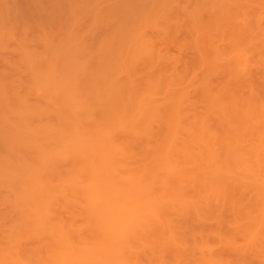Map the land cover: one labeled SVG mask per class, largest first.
Returning a JSON list of instances; mask_svg holds the SVG:
<instances>
[{
    "label": "rangeland",
    "instance_id": "1",
    "mask_svg": "<svg viewBox=\"0 0 264 264\" xmlns=\"http://www.w3.org/2000/svg\"><path fill=\"white\" fill-rule=\"evenodd\" d=\"M13 1L15 2V0H13ZM102 1H105V0H102ZM102 1H100V3ZM113 1L114 0H109V1L106 0V2H104V3H105V5L106 4L109 5V3L111 2V4H112ZM176 1H180L179 2L180 3L179 6L181 5L184 8H190V9H192L193 7H196V3H197L198 0H194V2H193V0H191L190 1L191 2L190 3L191 5L188 4V0H165L166 3H168L169 5H171L170 7L176 8V9H173L174 11L180 12V14L183 16L184 14L185 15L189 14V12L184 13L182 10L180 11V9H182V8L179 7V6H176ZM215 1H217V0H214L213 2L210 1V2L214 3ZM239 1H241L240 4H238ZM9 2L7 3V1H6L7 4H5V1L2 3V0H1L2 5H0V14H2L0 16H2V17H5L6 16L5 18L8 19L7 20L8 22H10L9 20H11V18H14V17L11 16L13 11L11 12V10L8 11L6 9L7 8H11L12 9V7L13 8L16 7V6L14 7V5L11 7L12 4H10V3H13V2H10V3ZM67 2H69V4L66 5L68 8H69L70 5L73 4L72 12L70 11V9L69 10H66L67 13H69V11L72 13L70 15V17H69V19H70L69 21L66 22L64 19H63L64 22H62L63 20H61V19H60L61 21H55L54 20L55 23L53 24V22H52L51 24H53V25H50L52 28L49 27L50 28L49 29L48 27L44 26V24L47 23V21H48L47 20L46 22H44V24L42 23L44 29L42 28L40 30H37L36 32H32L34 30L33 29V30H31L32 33L29 32V33H27L25 35H24L23 31L21 32L19 29L18 30H14V33L11 34L12 36L15 35L13 37V39H12V37L10 38V36L9 37L6 36L8 38H5V40H3L4 42L3 41H0L1 42V44H0L1 45V47H0V51L1 52L0 53H1V61H2V63L0 61V77H3V76L6 77L7 76L6 77V80H8V81H6V89H5V93H6V96L7 97H6V100L4 102L0 101V103H1L0 106H4V108L7 109V110L6 109H4V110L7 111L8 116H9V113H10L9 120L12 121L14 123V125L15 124H20L18 126H21L22 127V124H26V127H27V123H28L29 124L28 126L30 128H32V130H34L33 133L31 132V134L30 133L28 134V132L26 134L25 133L19 134V135H21L22 138L24 137L27 140H28V138H29V140L30 139H33V140H36L37 143L40 142L41 144L44 143V146H42L43 148L41 146H38L37 145L39 148L41 147V149L38 148V150H39L38 152H41L40 154L35 151V153H37L36 156H35L34 155L35 153L34 154L32 153L34 151L31 152L32 149H30L29 152L33 154L32 155L33 158L34 157L39 158V157H37L38 154L40 156H42V154H43V157H41V159L39 158V161H37L38 159L34 160L35 158L34 159H31L32 161L34 160L35 162L36 161L38 162V163L36 162V164L34 166H36L38 164L37 167H36V169L38 170L39 175L41 177H38V176H35V177H36L37 180H39L41 182L42 181H45V184H47L48 181H52L53 180L52 181V185H53L52 188H54L55 191H52L53 189L52 190H49V191H47L46 189H44V190H41L39 194H37L39 188L37 190H35V191H32L33 192V196H31V197H34L35 196V198H37V199H33V200L38 201L37 204L34 203V206L37 205V206H39V208L42 205L44 206L46 204V202L45 201H41L40 202V198H42V196L43 197L45 196L44 197L45 198L44 200H47L48 199V196H49V198H50L49 201L54 202L59 207V208H57L58 210H55V211H57L56 212V217L57 218H55L54 217L55 216L54 215L55 214L54 213V208H56V206L53 205L52 203H51L52 205L50 204L51 206L49 205V207L53 208L52 211L49 208L50 209L49 211L50 212H53V215L51 216V219H53V220L56 219L55 221L56 222L58 221V224L61 223V225H63L65 223L64 224L65 226L64 225L63 226L65 228H67V231L69 229L71 230V231L69 230L67 232L66 229H65V232H67V233H70L71 232L69 234L70 237L72 236L73 239L74 238L75 239L77 238V240H79L77 242L78 244L81 243L80 245H82V244H85L87 246L90 245L89 248L91 247L90 248L91 250H92V248L95 250L96 247H97V249L99 248V243L102 242V238H103L102 237L103 236V232H102L103 230H101L102 228L98 224V223H100V225H101V222L98 220V218H96L99 215L96 214L95 211L91 208L89 201H87V203H85L87 199L86 200L83 199V200H85V202H83L82 199L80 200L81 202L79 201L80 197H83V196H81L79 194H82V195L84 194V190H86V187H87L86 184L89 185L90 184V181H91V179H90L91 177H88L87 178V176H86L87 174H84V170H82L84 168L83 166L87 165L89 167V169L90 168L93 169L94 166L91 167V165H89L90 164L89 162H87V161L85 162V160L83 161L82 156L79 155V152H81V151L77 150V149H79V147H77V146H76L77 148H69V150L72 151V153H70V152L69 153L70 154H74V155L76 154V155L75 156L73 155L74 157L72 155H69L70 157H73L72 158V162H74V163H72L70 160L69 161L72 163V165H75V166H72L69 161H68V163L70 165L68 166V163L64 160L65 158H67V156L64 159L62 157H60L59 156V152L60 151H58L60 148L59 149H57V148L58 147H62L61 143L59 142V141H61L60 140L61 139L60 138L61 137L60 135L68 134V136L71 135V136L76 137L77 136L76 135L77 134L76 133L77 132V127L79 128V126L80 127H83V131H82L81 134H83V135L86 134L87 135L89 133V131L92 129L91 128V125L92 126L94 125L93 126V128H94L93 130L94 131L93 130L92 131L95 134L94 135H90L91 138L92 139H94V138L96 139V138H99V136H101L100 135L101 132L98 134L95 131L97 129L95 127V124H92V122L87 121V119L88 120L93 119V118H86L87 117L86 115H88L87 110H86V112H87L86 114L83 113V115H85V118H83V115L81 116L82 113H80V111H79L80 109H79L78 106L75 107L74 109L72 108L73 107V104H75V102L73 104H71L69 102L70 97H73L76 100L78 99V101L80 99H82V101L85 100V99L86 100L87 99L89 100V98H90V100L91 99H95L94 97H92V95H93L94 87H97L98 84H97V86L95 84L94 87H92L93 85L91 86V88H93V90H91V92H90V94H92L91 97H90L89 96L90 94L86 96L87 92H85V94H83L82 91H79L78 90L77 93H75L76 92L74 90L75 87L73 88V90L75 92L72 91V95H69V92H66L65 91L67 88L66 89L65 88L63 89L62 88V90L60 88V90L58 89V91H56V89L54 90V87H50L49 84H44V82H40V84H37L39 82V80H38L37 83L33 82V80L34 81L37 80L38 77L39 76H42V75H44V77L45 76L46 77L49 76L48 75L49 74L48 72H49L50 66L52 64L54 65L55 68L56 67L58 68V70H56V71L60 72V70L62 71V69L64 71V68L65 69L67 68L66 70H68V72L71 73V75L73 73L76 74L77 70H81V69L84 72L86 70V66L89 65V67H87V69L88 70L91 69L89 71H91L90 74H92V72H96V71H93V70H97V69H95V68H97V65H98V68L101 66V65L99 66V64H100L99 62H102V59H99L101 61H99L97 59L99 57L100 58L102 57L103 58V61H105L107 59L104 60V58H107L108 56H110V55H108L106 57V53L108 54V52H106V49L108 48V46H109L110 43L113 45V41H115V40L108 39V37L107 38L106 37H103L105 34H98L97 35V32H96V34H93L92 31H91L92 29H95V27L97 28L100 25L102 26L105 23V21H104L105 18L104 19H99V18H97L98 16H96V17L94 16V18H93V15L91 16V14H90V10L92 9L91 7H93V12H95L94 14L96 15V13H97V15H98V12L97 11L99 9L98 10L96 9L97 7L94 6V5H96L94 3H96V2L98 3L99 1H96V0H66V3ZM203 2L205 3V1H203ZM234 2H237V4H234V5H236V6L237 5L238 6L241 5V6L238 7L239 9L235 8L236 15L233 14L235 16L233 20H236V22L235 21H232L233 23L235 22V25L231 22L230 23L231 24L230 26H232L234 28L235 27H238L237 29H240L239 30L240 31V37L239 38L242 37V39H240V40L241 41L243 40V42L240 43L238 41L239 39L237 37L236 39H237L239 45L238 46L236 45L235 47H233V45L231 44V47L229 46L230 49H228V52H227V57H228V61H227V65L228 66L227 67L225 65L224 66L222 65V67H221L218 63L217 64L220 67L217 66L218 68H215L213 70H211L212 66H211V68L208 66V69H206V67L204 68V66L203 67L200 66L201 69L203 68L202 69L203 71L201 70L203 76H201V72L199 73L200 70H197V69H200L199 66L198 67H197V65L194 66L196 64V62H194L195 64H193V65H191V63L189 62V59L192 57V55H193V60L191 61V59H190L191 62H193L194 59H195V57H196V54L195 53H199V52L197 50V51H195L193 53V49L191 51V49L189 47L190 44H187V41L189 43H191L192 41H194L197 44V38H195L196 36L193 35L195 39L191 40L193 37L192 36L190 37L189 34L187 35L186 32H181L182 34H179V33L177 34V32L176 31H173V29H171V28H170L171 30H168V28H169L168 26L172 25L171 27H175V25L178 24V20H175V18H174L176 16L175 14L171 15L173 18L172 17L171 18L169 17V19L171 21L170 23H168L167 20H165V22H164L163 21L164 19H158V18H156V19L155 18H151V20H148L147 22L146 21L145 22H142L143 24H141V27L142 26H145L146 27L145 31L147 33L146 32L144 33V34H146V36H144L143 40L141 39V41H140V37H138V36H136V37L134 36L135 37L134 38L135 40H132L131 39V41H133L131 43L135 45V47L133 45L134 50H135V51H133V54H132L134 56L133 59H132L133 61L130 60L131 58L130 59L128 58L129 61L126 60L127 58L126 59L123 58L122 61L123 60H125L123 62L128 61V63L130 65H126V64L124 65L123 62H122V64L120 62V64L123 65L124 67L125 66L126 67L129 66L128 69L125 68L126 69L125 72H127V70H128L127 73H129V74L127 75V73H126L127 76L125 74L122 75V76L121 75L120 76L118 75L119 76L118 78L119 79L121 78L120 80L122 82L123 81L125 82V81H129V79H131L134 76L133 78H134L135 82L137 83V86L134 84L133 80H132V84H134V86H136L137 91H134L135 89H132V90H133L134 93L137 92L136 93V98L138 97V99H141V100L143 99L144 100L145 98L142 97V95L143 96L144 95L146 96V94H149V93H151V94H149V96L148 95L146 96L147 102H148V99L149 98L151 100H152V98L153 99H156L157 101H166L167 99H171V98L174 99L173 98V95L177 94L175 96V98H176L179 93H181V92L184 93L183 90H185L186 87L189 86L186 89V90L189 89L187 91L188 93H190V94L187 93L189 96H185L184 95L185 98L189 97V100L187 98L186 101H189V103L188 102L187 103L190 105V106L188 104H187L188 106L186 105V109L188 110V113H187L188 117L186 118L187 120L184 119L181 122L178 121V123L180 122L182 124L181 125L179 123L180 126H178V127L180 129L178 127H176L177 121L175 119V116H173L174 117L173 120L171 119L172 121H170V119H169L170 122L167 121V120H164V121L162 120L163 122H161V119H159L160 121L158 120L159 122H157V121L154 120V122L151 123V121H150L149 127L152 128L151 130H153L152 132H154L153 134H154L156 140H154L153 135H152V137H150L148 139H150V140L153 139L154 142H159V141L161 142L162 140H165L164 142L167 141L166 144L167 145H170L171 147H172V145H174V147H175V145H177V144H180L181 146L183 144V146L185 148L183 146H182L183 148L182 147L179 148L180 146L178 147V145H177L178 148H175V150H174L173 149L174 147L171 148L169 146L170 149L168 148V151H164V152H169L170 153L171 150L172 151L174 150V152H171L173 156H169V157H171L173 159V162L174 163H172V161H171V163H172V165L175 164L173 166L176 167V168H177V165H178V163H176V162H180L179 160H181V162L184 163L185 162L184 158H186V160H187V156L189 158H193V156L195 155L196 157L194 156L195 159H192V160H190L188 158V161L189 162L186 161V163H188V164L190 163L189 165L188 164L187 165L186 164L183 165L180 162L181 164L179 163V165H178L179 168L177 169V171L175 170L176 172H178V171H180V172L182 171L183 172V171L186 170L185 172L187 174H189V176L187 174H186V176H184V177H186L185 178L186 180L183 179L184 182H185L184 184L182 183L183 180L180 183V180L183 177L178 178L177 177L178 175L175 174V175H173V176H175L174 177L175 180H177V181H175L174 178L171 179L170 177H167V176H171V175H168L169 174L168 170L166 172L167 167H165V166L162 167L161 166L162 167L161 168L162 170H160V167H159V169L157 170L158 173H160V174L163 173L162 176H161V180H164L165 179L164 176L167 175L166 177H167L168 180L165 179L164 182L166 180L169 181L170 179L172 181H175L176 182V184H172V181H170V184L167 183V186H168V189L167 190H170L169 191L170 193L168 192L170 194L169 196H171L174 199L173 200V202H174V207L173 208H178V207H176V202L178 201L177 203L179 205V202H181V199H182V201L184 199V201L187 202V203L186 202H183L187 206L184 205V204H182V203H180L182 207L179 206L181 208H179L178 211L175 209L176 210V213H172L173 212L172 210L166 209L164 211L163 215H161L160 218H155L154 217L155 220L157 219L158 222L152 220V219H154L152 217V215H150L152 217V219H151V217L150 218L147 217L149 215L145 214V215H147L146 217H144L146 219L145 221H147V224H148V222L152 221L151 222V225H150V223H149L148 226H146L147 224L144 225V226L141 224L143 226V229H142V227L140 225L139 227H137L135 230L132 231V232H134V234H137L135 232H138V235L136 236V239L134 238L135 235L133 237H131V238H134V239H132V242L129 243L131 245L128 246V243H127L130 240L129 241H126V244L127 245L126 244H124V245H126L128 247L125 246L126 247L125 248L124 245L122 246V247L125 248V250H124V248L123 249L120 248L122 250V253L124 254V257L122 256L123 255L122 253H121L122 255H119L120 253L118 254L119 263H121V262L125 263L126 262L127 264H195V263L196 264H203V263L208 264L209 259H211L209 261V263H212L213 262L212 264H221V262H222V264H264V250H263L264 249V246H263L264 245V237H263L264 236V233H263L264 232L263 231L264 230V227H262L261 225H257V223H262V222H260V221H262L261 220L262 219L261 218L262 216L260 214L261 213V210H259V208L261 209L260 204H258L259 203V199L255 195L256 193L253 192L254 188H252V186L254 184H251L250 183L251 184V187H248L245 184L247 186V188H245V186H243L244 183H246V182L243 183V182L240 181V180H242V179H240V177L242 176V174L240 173L241 174L240 175L239 172H238V170H240V169L235 168L236 166H235L234 159H233L234 158L233 156H236L237 160H240V161H241V159H238L239 157H242L243 159H245V158L248 159L247 158L248 154H250V152H252L251 153L252 154L251 155V158H252V161H253V157H256V155H258L259 152H260V156L258 155L257 157H261L260 159H262V161L261 160L260 161L262 162V164H264L263 163V161H264V159H263L264 158V154H263V157H262L261 156L262 153H261V151H259V150H261L263 148V145H264V143L261 144L262 142H264V138H263L264 137L263 136L264 135V125H263L264 122L262 124V121H264V95H263L264 94V88H263L264 87V78H261V77L264 76V0H224L223 4L226 7H230ZM193 3H195V4H193ZM199 3L200 2H198L197 4H199ZM241 3H244V4L242 5ZM185 4H188V6L185 5ZM15 5H16V3H15ZM189 6H191L192 8L189 7ZM241 7H243L244 9L242 10ZM102 8L103 7L101 6V9ZM233 9L234 8L231 9L232 11L230 10L231 11L230 14L233 12ZM14 11H16V10H14ZM14 13L15 12H13V14ZM91 13H92V11H91ZM227 13H229V12H227ZM69 14L67 16H69ZM237 14H238V16H237ZM14 15H16V14H14ZM224 15H223V17L225 18L226 16H224ZM2 17H0L1 18V22H2ZM62 17L63 16H61L59 18H62ZM65 17H66V15H65ZM180 17H179V19H180L179 20V24L181 25V23L183 21V18L182 17L180 18ZM55 19H57V18H55ZM181 19H182V21H181ZM184 19H185V22H183L184 23V26L187 25V28H188L190 22L193 21V20L189 18L190 19V22H189V19L187 18V16H185ZM50 20L53 21V19H50ZM7 21H4V22L5 23H8ZM226 21H227V18H225V22ZM186 22H188V23H186ZM36 24H34V27H35ZM0 25H1V23H0ZM163 26L165 27V30L168 27L167 30H166L167 31V34H170L171 36H177L178 35L177 37H175L173 39H170L171 37L168 39L167 36H164L166 38L165 40H168L170 43L169 42L166 43L167 41L165 42V40H163V39H161L159 37V36H162V34L164 33V27ZM181 26H183V25H181ZM41 27H42V25H41ZM181 28H182L183 31H185L187 29L186 27H184V28L181 27ZM37 29H38V26H37ZM99 29H102V28H99ZM230 29L232 30L233 28L230 27ZM227 30H229V29H227ZM231 30L228 31V33L232 32ZM101 31H103V30H101ZM169 31H172V33L174 32V34L172 35V33H170ZM22 33H23V35H22ZM99 33H101V32H99ZM183 33H184V35H183ZM235 34H236L235 32H234V35L231 33L230 34V37L232 35L235 36ZM147 35H148V37H147ZM163 35H166V33H164ZM227 35H229V34H227ZM141 36L143 37V35H141ZM178 37H179V40L180 41L178 40ZM149 38L152 40V42L155 41L154 47L153 48L151 47L152 50H153V51L151 50L152 54H153L154 50L157 51L158 49H160V50H162L163 53L166 52V54H167V56H168V58L170 60V63L172 61L175 62L174 58H176L178 60L181 57H183V58H185L188 61L186 64L187 65L188 64L191 65L192 68L194 67L193 68L194 70L191 67H189L190 68L189 70L187 69V71H184V69L187 66L186 67L185 66L183 67L184 64L183 63H179V66L178 67L176 66V69L178 70V74L179 75L169 76L170 75L169 73H171V71L173 70V68L171 69V66H172V64H175V63L172 62L170 64L168 60H166V61L163 60L164 61L163 63L165 64L164 67L167 65L166 68H168L167 69L168 71L166 70V72H165V70H163L164 68L163 69H160L161 66H159L158 64L153 63L155 65V68H157L156 65L158 66L157 69H154V67H152L154 69V71H155L154 72L153 69H150L151 66L150 67L147 66V65H151V62L149 60H150V58L153 57V56L152 57L150 56V53H151L150 52V49H149L150 47L148 48V44H150L151 42L146 41L147 39L150 40ZM227 38H229V36H227ZM127 39H125V41ZM107 40H110L111 42L109 43ZM252 40H253V42H252ZM160 41L163 42L166 46H163L164 44L163 43L161 44ZM173 41L178 46H180V45L182 46L183 45L180 42L187 44L188 46L185 45V48L187 50L184 48V53H183V51H180L179 50L180 47H175L173 45L174 44ZM257 41L260 42V43H257ZM5 42H7V43L5 44ZM116 42H119V41L117 40ZM234 42H236V41H234ZM2 43H3V46H2ZM153 44H154V42H153ZM153 44H151V45H153ZM234 44H236V43H234ZM195 47H196V45H195ZM104 48H105V50H104ZM112 48H114V46H112ZM191 48H192V46H191ZM145 51H146V53H145ZM148 52H149V54H148ZM102 53H104V54H102ZM159 53H161V52H159ZM159 53H158V55H159ZM163 53H162V55H163ZM185 53H187V54H185ZM188 53H189V55H188ZM7 54H8V56H7ZM194 55H195V57H194ZM148 57H149V59H148ZM177 57H179V58H177ZM5 58H6L7 61H5ZM157 58H159V60H160L161 57H157ZM154 59H156V58H154ZM143 60L146 61V62L144 61L145 63H147V61H148V63H150V64H145L143 62ZM157 60H155V61H157ZM108 61L109 60L105 61L103 63L104 65L101 63L103 67L105 66L104 68L102 67L103 71H102L101 67L99 68V69H101L100 70L101 75L104 74L103 75V78H101V83H103L102 89L103 88L105 89V87H104L105 86L104 84L106 83L105 81H107V84H108V81L109 80H107V79L109 77L112 76L114 78V76L117 73L120 74L121 73L120 71H123L121 69L122 68L121 66H120L121 68L116 69V68L119 67L118 65H120V64L117 63L116 64L117 67L114 68L115 66H114L113 63H115V62L113 61V63L109 66L108 63L112 62L111 58H110V61L109 62ZM151 61H154V60L151 59ZM47 62H49V63H47ZM50 62H52V63H50ZM116 62H118V61H116ZM183 62H184V60H183ZM47 64H49V65H47ZM181 64H183V65H181ZM84 65H86L85 66V69H84ZM47 67H49V68H47ZM235 67H237V68H235ZM113 68L116 69V71H118V72H115V70ZM110 69H113L114 71L111 70L112 71L111 72ZM88 70H86L84 73L85 74H89V71ZM207 70H210V71H208L209 73L210 72H213V73L215 72L217 74L216 75L214 73L215 76H212L211 75V78L214 79L213 82L214 81H217V79L219 78V76L221 74H224L225 70H226V73H227V71H231L230 73L228 72L229 74H225L224 75L225 77L223 75H221L222 76L221 78H223L227 82H224L221 78H219L217 82L218 83L220 82L219 84H221V82H222V83H224V85L227 84V86H229V82H230V87H231V85H233V87L235 86V91H236L235 94L234 95H230L231 93L229 92V94L224 93L222 97H219L218 96V94H219L218 87H216L219 84H217V82L216 83L214 82L215 84H217L214 87V89H216V91L213 89L214 90L213 92L210 90L211 92L205 93V90L203 88H201V86H202V83L204 85L205 78H207L210 75V74H208L206 72ZM243 70H248V71H246L247 72L246 75H248V76L242 75L243 73H245V71H243ZM56 71L54 70V73L53 74L57 73ZM174 71H175V69H174ZM81 72L82 71H78L77 72L78 75L84 74L83 72L82 73ZM125 72L123 71V73H125ZM150 72H151V75L153 77H151L150 75H148V74H150ZM160 72H162V74L159 76ZM249 72H251L253 74L252 75L253 78H252V80H250L251 83L254 85L253 86V89L254 90L253 89L252 90H253V92L256 90L255 92H257V93L254 92V93L251 94L250 91H252V90L249 91L247 89V87H246V85H247L246 83L249 82L246 79H249V77L251 76V73H249ZM123 73H121V74H123ZM75 74H73V75H75ZM94 74L96 75L97 73H94ZM172 74H177V72L176 71L174 73L172 72ZM197 74L200 75V76L198 77ZM56 75H58V73ZM56 75H53L52 77L55 78ZM101 75L99 74L98 76H101ZM107 75H109V76L106 79V76ZM165 75H166V77H165ZM59 76H57V78H59ZM87 76H89V75H87ZM239 76L241 77V79H240ZM74 77H76V76H74ZM129 77H131V78H129ZM150 77H151V80H150ZM159 77H161V78H159ZM202 77H204L203 78V81L201 80ZM246 77H248V78H246ZM71 78H73V76ZM115 78H117V77H115ZM45 79L46 78H44V80ZM47 79H48V77H47ZM91 79H90V82L94 81V78L92 80ZM95 79L97 80V79H99V77L98 78L96 77ZM104 79H105V81H104ZM114 79H112L111 81H114ZM238 79H240V80H238ZM244 79L246 81H244ZM50 80L52 81L53 79H50ZM59 80H61V79L59 78ZM48 81H49V79H48ZM55 81L56 80H54L53 82L55 83ZM61 81H63V80H61ZM98 81L100 82V80H97L96 82H98ZM151 81L153 83V86L155 85L154 88L151 85H149V84H152ZM174 81L176 82L177 86H176V84L173 85L175 83ZM237 81L240 82V84ZM32 83H35V84H32ZM59 83H61V82H58V84ZM170 83H172V85L168 86ZM208 83H209V81L207 82V84ZM237 83L239 84V88L237 87ZM35 85L37 86V88H36ZM41 85H43V86L40 87ZM157 85H159V89L160 90H158V86ZM44 86L47 87V89L44 88ZM100 86H102V85L99 83L98 88ZM134 86H133V88H134ZM150 86H151V89H150ZM225 86H223V87H225ZM227 86H226V89L228 88ZM106 87L109 89L108 86H106ZM130 87H131V85H130ZM160 87H162V88H160ZM209 87L211 88V85ZM98 88L97 89L95 88L96 90H94V92L97 91L98 93L102 94V92H99L98 90L104 91V89L102 90L101 87H100V89H98ZM152 88L153 89H156V90L154 91ZM248 88L251 89L249 86H248ZM108 89H106L107 90L106 91L107 94L110 93V92L108 93V91H109ZM222 89L224 90V88H222ZM87 90H90V88H87ZM161 90H162V92L164 91L163 93L166 95V97H164V94H161ZM167 90H169V91L167 92ZM229 90H231V89H229ZM171 91H174V93L173 92L170 93ZM208 91H209V89H208ZM232 91H234V89ZM239 91H240V93H239ZM97 92H96V94H97ZM127 92H126V96L125 97H126V99H129L130 94L128 95ZM206 92H207V90H206ZM215 92L217 93V95H216L217 98H219L218 101H217L216 97L215 98L212 97L213 94H215ZM103 93H104V95L106 94L105 91ZM134 93H132V94H134ZM122 94L125 95L124 93H122ZM185 94H186V92H185ZM123 95H120V96H123ZM179 95L181 96V94H179ZM209 95L210 96L212 95V96L210 97ZM139 96H140V98H139ZM150 96H152V97H150ZM180 96H178V97H180ZM253 96H254V98H253ZM76 97H78V98H76ZM87 97H89V98H87ZM169 97H171V98H169ZM208 97H210V98H208ZM213 98H214V100H213ZM150 99H149V101H150ZM258 99L260 100L259 102H261V103H259L257 101ZM82 101L80 100V102H81L80 104L77 103L81 107V109L83 108L82 104L85 105L84 102H86V101H83V102ZM92 101H90V102L88 101L89 103H86V104L89 105L87 107H90L91 105H92L91 106L92 108L95 107L93 105L95 102H92ZM95 104H96V107H97V103H95ZM135 107L137 108V106H135ZM188 107H189V109H188ZM138 109H139V105H138ZM144 109H145V107H144ZM144 109H143V112H144ZM241 109L242 110H245V111L242 112ZM9 110H11V112H8ZM14 110L16 111V114H15L16 116L15 117L14 116H11L12 115V112H13V114L15 113ZM139 110L131 109L130 108L128 110V117L126 115V118L122 117V116H125V115H122L121 116V114H120V116L118 114V117L115 116L118 120H114V118H113L114 116L113 117H110V118H107V119H111V121L112 120L115 121V122L112 121L113 122V126H114L113 129H115V128L117 129L116 126H118V128H121V126L124 125L122 127L123 131H121V132L119 131L120 134L117 133L118 136L116 134H115L116 137L113 135L115 137V141L117 139V142H118L117 145L118 144H120V145L122 144V146H120V148L122 147V149L124 150L125 147L127 145H129L127 142H131L132 143V141H130V136L133 138L132 139L133 140V143H132L133 145L132 146L129 145V147H126L127 150L129 149L130 151H132L135 154V155L133 153H132L133 155L132 154H129V155L134 156L132 159H129V161H132V163H131L133 165V168L132 169H135V168L137 169V166H138L137 164H139V163H140L139 166L142 165V167H144L143 164L145 163L146 166L149 168V167H151V166L154 165V164H152L150 162H152V161L153 162H156L153 159V157L149 156V153L150 152H149V150H147V148H148V149H150L151 152H152V150L154 152V150L156 148L154 149L153 147L156 146V143L152 142L154 144H150L151 141L148 140L149 143L147 141H145V140H147V136L145 137V139H144V136L143 137H140V136H142V132H141V135H139L140 133L138 132L137 138H135V137L132 136L133 135L132 132L131 133H128V132H130V130L133 131L132 129L135 128L134 126L139 127V129H141L143 127V130L144 129H147L148 128L147 127V124L149 122V119L148 118H150V120H151V117L150 116L153 115L152 117H154V114H153L154 112H150V111H152V109L150 111L148 109H147L148 111L145 109L148 112V113L147 112H145V113L148 114V115L143 114L142 117L147 118V121L145 122V120H146L145 118H143V121H142V119H141L142 117L139 118L140 119L139 120L138 119V116L139 115L141 116V114H139V112H140ZM76 111H79V113H80V114H78V112H77V114L80 115V117L79 116L78 117L79 118H82V121H81L82 124L80 123V120L77 117V115H75L76 114ZM23 112L25 113V114H22L24 116H22L20 114V113H23ZM74 112H75V114H74ZM83 112H85V111H83ZM244 112L245 113L247 112L245 117L243 116V115H245ZM39 113H43V114H40V116L42 115L41 118H39L40 117L39 116ZM149 113L150 114L152 113V114L150 115ZM46 114H48V115H46ZM59 114H60V117H59L60 120L57 117V115L59 116ZM247 114L248 115H251V116H248ZM19 115H20V117H19ZM97 115H99V113H97ZM235 115H237L238 117L235 116ZM261 115H263V116L261 117ZM95 116H96V114H95ZM99 117H100V115H99ZM99 117H97V119ZM233 117L234 118L236 117L237 119L235 120ZM259 117H260V119H262V121L259 120ZM125 119L127 121H130V120L133 119V122L137 123L138 125H136V124L133 125V127H134L133 128V127H131V124L130 123H126L127 121ZM174 119H175L176 122L174 121ZM228 119H231L230 121L233 122V123H230V121ZM248 119L251 120V121H249ZM2 121H3L2 118H0V128L3 126V122ZM10 121H8V122H10ZM111 121H109L108 125L110 123H112ZM242 121H243V124H242ZM259 121L261 122V124L257 125ZM43 122L46 125H49V123H51L50 125L51 126L53 125L55 127V129H57L58 132L57 133L52 132L53 134L50 133L48 131L49 130L48 127H51V126L49 125L47 127V130H46L45 127H44L45 125L42 124ZM101 122H102V120H101ZM106 122H107V120H106ZM143 122L145 123V125H144ZM93 123H94V120H93ZM104 124H106V123H104ZM128 124H130L131 129H129L130 127H128ZM230 124H231V126L233 125V127H231ZM234 124H235V126L236 125L238 126V124H239V126L237 127L238 129L235 128ZM103 126H105V127H103ZM103 126H102V128H104V129L110 128V126L112 128V124H110L109 127L107 125H103ZM242 126H243V128H244V126L246 128L243 129ZM21 127H19V128H21ZM54 127H53V129H54ZM239 127L241 128V131H239V132H234L232 130V128H234V130L237 129L235 131H238V130H240ZM89 128H91V129H89ZM27 129H29V128H27ZM122 129H120V130H122ZM137 129L138 128H136L135 130H137ZM178 129H179V131H178ZM188 129H189V131L192 134H195V133L197 134V136L193 135V138L197 137V139L195 138V141L196 142L191 137L192 136L191 134H190L191 135L190 137L192 138L191 140H193V141L189 140L190 139L189 136H186L185 137L186 134L189 135V133H187ZM118 130L119 129H117L116 131L118 132ZM125 130H127L128 132L125 131ZM143 130H141V131H143ZM229 130H230V132H228ZM16 131H18V130H16V129L14 130L13 129V132L14 133ZM109 131H111V130H109ZM176 131H178L177 134L180 133V136L178 134V137H177V134H176V136H175L176 137V140L174 138V141H176L177 144H175V142L174 143L172 142L173 141V138L171 139V136H174L173 133H175ZM231 131H233L234 133H232V136L231 137H228V136H230ZM248 131L249 132L252 131V133L249 134ZM207 132H209V134ZM258 132H260V134ZM261 132H262L263 135L261 134ZM143 133H145V132H143ZM81 134H80L79 137H81ZM181 134H183V135H181ZM233 134H235V135H233ZM86 135H84V136H86ZM88 135L86 137H88ZM102 135H103V133H102ZM169 135H170V137H168ZM214 135L215 136H218V137H215ZM238 135H240V136L242 135V138H244V139H242L241 137L239 138ZM68 136L65 135V139L62 138V139H64L63 140L64 141L63 144H65L66 146L73 147L74 145H77V144L79 145V142H85L86 141V137H83V138L81 137L80 139H78L79 140L78 142L75 141V142H77V144L76 143L75 144H71V142L73 143V141L68 142L67 141L68 140L67 139ZM181 136L183 137V139L185 138L184 140L187 141L188 143L191 141L190 146H187V142L185 143L186 146L184 145V141L182 140ZM213 136L215 137L214 139H213ZM234 136H235L236 140L234 139ZM237 136H238V138H237ZM35 137H37V138H35ZM58 137H59V140H57ZM102 137H104V136H102ZM166 137H167V139H166ZM179 137L181 138L182 141L179 139ZM252 137H254V138H252ZM260 137L263 140H261ZM91 138L88 137V139H91ZM109 138L112 139V137H109ZM69 139H72V138H69ZM88 139H87V141H88ZM95 139H94V141H95ZM99 139L100 140H104L105 138H101L100 137ZM99 139H97L98 141L97 140L96 141L99 142ZM134 139L136 141H134ZM168 139L170 140V142H168ZM33 140H31L29 142L31 143V142H33ZM207 140H209L210 142L207 141ZM226 140L227 141L228 140H233V141H228V143H227ZM256 140H258V141L256 142ZM107 141H108V139H106V141H105L106 143H102V145L103 144H106L107 145V143L109 142V141L108 142ZM115 141L113 139V143ZM179 141L182 142V144ZM203 141L205 142V144L207 143L208 145H211L210 146L211 147L210 149H213V147L215 149H218L219 147L222 146L221 144H223L225 142L226 143L223 144L224 145L223 148H227V149L229 148L230 152H231V149L233 147H236V150H234V148H233V150L235 151V154L232 157H230L231 155H229V153H227L230 158L229 157L228 158L226 157L227 160L228 159H231V158L233 159V163H234V166L235 167L233 165L231 167V165H230V161L232 159L230 161L228 160L229 161L228 164H229L230 167L228 165H225V168H224V165H222L223 163L220 164L221 166H219V164H218V166L215 167V171L213 170L214 169L213 166H209V165L206 166V164L200 162L202 159L205 158V156L207 155L206 152L208 151L207 150L208 148L205 147V144L203 143ZM97 142L94 143V144H92V145L95 147V145L98 144ZM239 142H241V144L243 143L242 145H244V146H240L241 144L240 145H237V143H239ZM34 143H35V141H34ZM91 143H93V141ZM134 143H135V145H134ZM230 143H232V145ZM258 143L261 144L262 147ZM89 144H90V142H89ZM123 144L126 145V146L124 145V148H123ZM149 144L152 146L153 149L151 148V146ZM202 144L204 145V148L207 151L203 148V145ZM228 144L230 146H232V147L231 148H230V146L227 147ZM247 144H250V145H247ZM100 145H101V143H100ZM100 145L98 147H100ZM208 145H207V147H209ZM255 145H258V146L255 147ZM31 146H34V145H32V143H31ZM146 146H147V148H146ZM157 146L160 147V144H158ZM248 146H249V148H248ZM88 147H90V145ZM161 147L164 148L163 144H162ZM189 147H192L193 150H195V152L191 151V154L190 153H187L188 150L186 151V148L187 149H191ZM251 147H252L253 150L251 149ZM259 147H261V148L259 149ZM32 148H35V146L32 147ZM144 148H146V150ZM245 148H246V150H245ZM2 149L0 148V150H2ZM62 149H63L64 152H66L65 149L67 150V147H64ZM126 149L123 152H126ZM177 149H178L179 152H177ZM202 149H204V150H202ZM221 149L222 148H219L218 151H220V152L226 151L227 152V150L222 149V151H221ZM5 150L6 149L0 151L1 156L4 155V154H5L4 156H7V154L10 152V151H8V152L6 151L5 152ZM33 150H36V148L33 149ZM128 151H127V153L124 154L125 156H129L127 154L128 153H131V152H128ZM143 151H146L145 155H141V154H143ZM175 151L178 154L175 153ZM239 151L241 153L238 154ZM197 152H199V154H200L199 155V160H198V156H197L198 154H194V153H197ZM226 152H225V155H226ZM255 152H256V154H255ZM136 153H138V154H136ZM147 153H148V155H147ZM171 153H170V155H171ZM231 153H234V152H231ZM263 153H264V150H263ZM11 154H10L11 155V158H9V160H12V158H15L16 157L15 154H13V153H11ZM188 154H190V155H188ZM237 154H238L239 157H237ZM10 155H9V157H10ZM78 155H79V157H78ZM151 155H152V153H151ZM176 155H177V157L180 156V155L181 156L182 155L183 156L185 155V156L184 157H181L180 156L179 157V160H177V157L175 158ZM140 156H141V158H140ZM136 157H138L139 159H136ZM248 157H250V156H248ZM257 157H256V159H257ZM30 158H32V157H30ZM30 158L28 160H30ZM236 158H235V160H236ZM251 158L248 159L247 161H251ZM144 159H147L148 162L146 160H144ZM256 159H254V161ZM143 160L146 161V162H144V163L141 164V162H143ZM227 160L225 159V164L227 163ZM30 161H27V162H30ZM124 161H127V164L129 162L128 160H125V159H124ZM157 161H159V160H157ZM160 161H162V160L160 159ZM247 161H244V162H247ZM31 162H30V164H31ZM39 162L41 163L40 165H39ZM167 162H168V167H169V165H171L169 163V159H168ZM195 162H197V163H195ZM199 162H200L201 165L199 164ZM23 163H22V165H23ZM79 163H81V165ZM233 163H231V164H233ZM252 163H253V165L249 164V165L252 166L251 169H253L255 167V165L257 164V163L254 164V162H252ZM17 164L18 163H16L15 164V167H13L14 168L13 170L11 169L10 171H8L9 173H12L14 176L18 172V173H20V175L23 174L22 178L25 179V176H27V175L29 176L30 175L29 173H31L33 171L31 169L32 171L29 172L30 170L25 168V164L26 163H24V166L22 168H25V169H23V171L25 170L24 172H27L29 170L28 171L29 173H24L23 171L21 173V166L22 165H21V163H19V166ZM33 164H34V162H33ZM33 164H32V166H33ZM131 164L129 162L128 165H131ZM159 164H161V162ZM16 165H17V167H16ZM27 165H28V163H27ZM76 166L77 167L79 166L78 167L79 170L82 168L81 169L82 172H83V173H81L82 175L79 173V171L76 172L78 170ZM99 166H100V164H99ZM99 166H97V167L99 168ZM199 166L201 168H199ZM247 166H248V164H247ZM18 167H19L20 171H17L18 170L17 169ZM27 167H29V166H27ZM74 167H75V170L77 169L76 171L73 169ZM196 167H198V168H196ZM209 167H212V169L211 168L209 169ZM257 167H258V165H256V169H257ZM69 168L71 169V172L74 170L73 173L77 174V176L79 174L81 175V179L83 178V181L78 178L79 179V183L78 182L77 183L78 184H81L84 189H80L81 188V186H80V188H78V190H77V186L75 184H72L73 187H74V190L72 188L69 189V187H71V186H68L67 188H64V190H61V188L59 187V185H61L62 183L61 184H58V183H59L60 180H61L60 182H62V179H61L62 177L63 178H66V179H67V177H69V176H67V174L70 172V169ZM155 168L157 169L158 167H155ZM180 168H182V169H180ZM129 169H131V168H129ZM149 169H151V168H149ZM256 169H254L255 171L254 170L253 171L254 172H256V171L258 172V170H256ZM217 170H219L218 171V174H217ZM0 171L3 172L4 169H1ZM211 171L212 172L214 171V173H212ZM57 172H58V174H57ZM71 172L69 174H72ZM185 172H183V175L185 174ZM224 172H226V175L228 174L227 176L224 177L225 179L222 178L224 176ZM165 173H166V175H165ZM193 173H195V174H193ZM209 173H212V174H209ZM0 174H3V173H0ZM32 174L33 173H31V175ZM196 174H197V176H196ZM6 175L7 174H5L4 177ZM18 175L19 174H17V176ZM192 175H193V177H192ZM214 175H215V177H214ZM2 176L0 175V177H2ZM72 176H74V175H72ZM208 176H212V177L210 178ZM233 176H237V177H233ZM243 176L246 179V176L244 174H243ZM8 177H10V176H8ZM12 177L13 176H11V178ZM217 177H218V179H217ZM13 178H15L14 181H16L17 178L16 177H13ZM58 178H59V180H57ZM194 178H196L197 180L194 179ZM73 179H75V177ZM88 179H90V180H88ZM20 180H21V177H20ZM86 180L89 181V182L87 183ZM219 180H221V181L224 180V183H223V181L221 182ZM230 180H231V182H234V184L233 183L231 184V182H229ZM10 181L9 182H7V181L6 182L5 181H0V183L2 182V186H0V260L6 258V259H8L10 261L11 260L14 261V259H17L18 258V260L20 262L18 260H16V261H18V263H20V264H24V263H26V264H54V262L57 261L58 258H59V256H57L58 253L57 254L55 253L56 250L59 247L58 248L55 247L57 245H55L54 243H52V244L55 245L53 247L52 244H49V243H51L52 241L56 243L57 242L56 241V238H55V240H54V238L52 239L51 235L48 234V232H47V234H45L46 231L44 232L45 236H43V235H41V236H34V234H32V235L29 234V232L36 233V232H33V230H31V229H30L31 231H29V228L34 227V231H35V228H36V226L34 225L35 224L34 221H32L31 220V216H29V213L30 212L32 213V211L25 212V208L21 207L23 205L22 203H20V206H19V203H18L19 199L17 201L16 198H15V195H14V194H16V190H11V188H9L11 186L10 185ZM28 181H31L32 183L34 182L33 179H31V178H29ZM65 181L66 180H64V182ZM17 182H19V179H18ZM27 182H24V183L27 184ZM75 182H76V180H75ZM175 182H173V183H175ZM177 182H179L183 186L180 187L179 186V183H177ZM215 182H217V184ZM24 183L22 182V186H23ZM66 183L69 184L68 181ZM70 183H73V182H70ZM131 183H133V185H136L137 186V184H134V182H131ZM131 183L130 184H127L125 182L124 184L127 186V185H131ZM240 183H242V184H240ZM26 184H24V185L26 186ZM43 184H42V186H43ZM121 184H120L119 187H121L122 189H124V187H125V186H123L124 184L122 186H121ZM7 185H10V186H7ZM29 185H30V183H29ZM35 185H36V183H35ZM35 185L33 187L34 189H35ZM12 186L18 187L17 184L14 185V183H12ZM25 186H23V187H25ZM63 186L66 187L65 185L62 184V187ZM136 186L133 187V189L136 190ZM177 186H179V188H176ZM130 187H132V186H130ZM137 187L140 188L139 185ZM172 187H173V189H171ZM253 187H255V185ZM138 188H137L136 191L135 190H133V191L136 192V193L137 192L139 193L140 190L138 191ZM12 189H14V188L12 187ZM30 189H27L26 192H29ZM66 189L67 190H70V191H68L69 193L71 192V195L70 196H69V193L68 192H65ZM128 189H127V192L131 193L132 188H130L131 189L130 191H128ZM155 189H156L157 193L160 192V188H159L158 185H156ZM25 190L24 191L22 190V192H24L23 198L26 197L25 196ZM71 190H73V191H71ZM176 190H178V191H176ZM18 191L19 192L17 193L18 194L17 197L19 198V195H20V199H21L20 190H18ZM74 191H76V193L75 194H72V192H74ZM240 191L243 192V193H241ZM248 191H250V192H248ZM54 192H55V194H59L58 196H56L57 197L56 199H57V201L60 200L61 201V204H60V201H58V202L57 201H53L55 199V198H52V196L54 197V195H53ZM49 194L50 195L52 194V195L50 196ZM134 194L135 193H133V195ZM141 194H142L141 192H140V194H137L138 197H136V198L137 199L140 198L141 197ZM160 194L165 195V194H167V192H164L163 193L161 191ZM172 194H173L174 197L172 196ZM176 194H178V196H179V194L182 195L179 198L180 200H176V198H178V196ZM251 194L254 195V196H252ZM29 195H30V192H29ZM76 195L77 196L79 195L80 197L78 196L79 199L77 198V199H75V201H72L73 202V204H72V202L70 200H74L73 197L76 196ZM133 195L131 193V197ZM63 196H64V198L67 197L66 199H69L70 198L69 201L64 202L66 199L64 200L62 198ZM135 196H136V194H135ZM142 196L143 197L140 200H143L144 195L142 194ZM166 196H168V194ZM175 196H176V198H175ZM246 196L247 197L250 196V197L249 198H246ZM31 197L29 196V198H31ZM85 197L86 196L84 195V198ZM23 198H22V200H20V202L23 201V203H25L24 200H23ZM133 198H134V196H133ZM253 199H255V200L257 199L256 200L257 202L255 200L253 202ZM28 200H30L31 202H35V201L32 200V198L31 199H28ZM62 200H64V201H62ZM134 200H135V198H134ZM25 201L27 202L26 198H25ZM135 201H137V200H135ZM39 202L40 203H43V204L40 206ZM74 202H76V203H74ZM115 202H116V200L114 201V203ZM70 204H71V206H70ZM118 204H119V202H118ZM248 204H249L250 208L253 207V209H248L249 208ZM183 205L186 206V208H183ZM84 206H88V208L91 209L90 212L87 211L86 209H84L83 208ZM27 207H30V205L27 206ZM42 207H41V209H43ZM20 208H23V209H21L23 212L20 210ZM46 208H48V206H44V209L45 210H46ZM27 209L28 208H26V210ZM30 209L33 210V208H31V207H30ZM84 210H86L87 213H85ZM249 210L250 211L252 210V211L250 212ZM253 210H255V211H253ZM256 210L258 212H260V213H258ZM24 212L28 214L29 221H28V218H26V215L27 214H24ZM50 212H48V213H50ZM247 212H249V213H247ZM91 213H92V215L89 216ZM51 214L52 213H50L49 215H51ZM257 214H259V216ZM124 215H126V214L122 210L121 213H120V217H124ZM253 216H255V217H253ZM257 216L260 217V221H259V218ZM93 217L95 218V220H94ZM88 218H91V220H92L93 223L90 222V219H88ZM148 218H149V220H147ZM166 218L168 220H165ZM254 218H255V221H253ZM21 221H23L25 223V225L23 223H22L23 224L22 225L21 224ZM26 222L28 224L29 223L32 224V227H30L31 226L30 224H29V227H28L27 226L28 224ZM153 222H156V223L152 224ZM169 222L171 223L172 226H170V223ZM90 223H92L93 225L94 224H96V225L92 226V224H90ZM253 224H254V226H253ZM255 225L257 227L259 226L258 227L259 229H257V227ZM58 226L60 227V225H58ZM95 226L97 227V229L94 228ZM157 226H158V228H157ZM59 227L56 228V229L58 230ZM21 228H23L22 231H21ZM144 228H146V229L144 230ZM62 229H60V230L62 231ZM36 230L38 232L41 231V230H38V229H36ZM143 230H144V233H143ZM259 230H260V232H259ZM99 231H101V233H99ZM152 231L155 234H153ZM65 232H64V235L66 234L65 236H68V234L65 233ZM97 232H98V234H97ZM139 232L141 234H139ZM73 233H74V236H73ZM131 233L129 232L128 234H131ZM251 233L255 236L256 239L253 238L254 236ZM100 234H102V235H100ZM173 234H174V236L176 235L175 236L176 238L174 237V239H169V238H172L171 236ZM38 235H40V234H38ZM131 235H129V237ZM131 238H129V239H131ZM69 239H71V238H69ZM73 239H72L73 243L76 242ZM95 240L97 242L98 241H100V242L97 243ZM170 240H171V242H170ZM172 241L178 242L177 245H174V243ZM94 242H95V244H94ZM60 244L61 243H58V245L60 247H62V245H60ZM97 244H98V246H96ZM74 245H75V243H74ZM194 245H195V247H194ZM262 246H263V248H262ZM205 247H207V250H206ZM233 247H235V248H233ZM183 248H185V250H183ZM203 248L205 250H203ZM14 249L16 250V252H15ZM79 249H80V247H79ZM238 249H239V251H238ZM255 249L258 250V253H257V250H255ZM121 250H119V252ZM123 250H124V252H123ZM57 251H59V249ZM10 252H11V254H10ZM128 252H129V255H128ZM259 253H261L262 255L259 254ZM51 254H53L54 256H51ZM240 254H242L244 256L242 257V255H240ZM121 256L123 257L122 259H120ZM50 259H51V261H53V263H50L51 262ZM204 259H206V260H204ZM8 260H5V261H8ZM122 260H125V262L122 261ZM21 261H23V262H21ZM85 262H81L80 261V264L85 263ZM91 262L92 261H88L87 263L90 264ZM0 263H1V261H0ZM55 264H56V262H55ZM76 264H79V263H76ZM92 264H95V263L92 262Z\"/></svg>",
    "mask_w": 264,
    "mask_h": 264
},
{
    "label": "bare ground",
    "instance_id": "2",
    "mask_svg": "<svg viewBox=\"0 0 264 264\" xmlns=\"http://www.w3.org/2000/svg\"><path fill=\"white\" fill-rule=\"evenodd\" d=\"M5 1V4H7L9 1L10 2H13V3H10V4H12L11 5V7L14 5V7L15 8H13L12 7V9L11 8H7L6 10H8V11H10L11 10V12L13 11V12H15L14 14H16V15H14L13 14V12H12V15L11 16H13L14 18H11V20H9L10 22H8L7 20L8 19H6L5 17H2V16H0V17H2V22H1V18H0V23H1V25H0V41H3V40H5V38H8L9 36H10V38L12 37V39H13V37L15 36H12L11 34H13L14 33V30H20L21 32L23 31V33H24V35L25 34H27V33H32V32H36L37 30H40V29H44V27H43V24H44V22H46L47 20V25L46 24H44V26H46V27H50V28H52L50 25H53L55 22H54V20L55 21H61V20H65L66 22L67 21H69L70 19H69V17H70V15L72 14L71 12H72V8H73V4L72 5H70L69 6V8L66 6V5H68L69 4V2H67L66 3V0H15V2L13 1V0H2V3ZM6 1H7V3H6ZM96 1H99L98 3L96 2V3H94V4H96V5H94L95 7H97L96 9L98 10L97 12H98V15H97V13H96V15L94 14L95 12H93V7H91L90 9V14H91V16L93 15V18H94V16L96 17V16H98L97 18H99V19H104V21H105V23L100 27H95V29H92L91 31H92V33L93 34H96V32H97V35L98 34H105L103 37H108V39H113V40H115V41H113V45L110 43L111 41L110 40H107L110 44H109V46H108V48L106 49V52H108V54L106 53V57L108 56V55H110V56H108L107 58H104V60L105 59H107V60H109L110 61V58H111V60H112V62H110V63H108L109 64V66L113 63V61L115 62V63H113L114 64V68H116L117 67V63L118 64H120V62H121V64H122V62L123 61H125V60H123L122 61V59L123 58H127L126 60H128L129 61V59L130 60H132L133 59V51H135L134 50V47H135V45L134 44H132L131 42H133V41H131V39L132 40H135L134 38L136 37V36H138V37H140V41H141V39L143 40V38H144V36H146V34H144L146 31H145V29H146V27L145 26H142L141 27V24H143L142 22H147L148 20H151V18H158V19H164L163 21L165 22V20H167V22L168 23H170L171 21H170V19H169V17L171 18L172 16L171 15H173V14H175L176 16L174 17L175 18V20H178V24H179V17L181 16L182 18H183V21H182V19H181V21H182V23H181V25H183V26H181L180 24L178 25L177 23V25H175V27H171L172 25H170V26H168L167 28H168V30H171V29H173V31H176L177 32V34L179 33V34H182L181 32H186V34L188 35L189 34V36L191 37H193L191 40H193V39H195V38H197V44L194 42V41H192L191 43H189L188 41H187V44H190L189 45V47H190V49H191V51H192V49H193V53L195 52V51H197L198 50V52L199 53H195L196 54V57H195V55H194V57H195V59H194V61L193 62H191L192 60H193V55H192V57L190 58L191 59V61H190V59H189V62L191 63V65H193V64H195L194 62H196V64L194 65V66H196L197 65V67L199 66V68H200V66L201 67H203L204 66V68L206 67V69H208V66L211 68V66H212V68H211V70H213V69H215V68H218V67H222V65L224 66H228L227 65V61H228V57H227V52H228V49H230V47H231V44L233 45V47H235L236 45L238 46L239 44H238V41L241 43V42H243V40L241 41L240 39H242V37L241 38H239L240 37V29H237L238 27H232V26H230L231 24V22L232 21H235L236 22V20H233L234 19V15H236V13H235V8H237V9H239L238 7L239 6H241V5H234V4H237V2H234L230 7H226V6H224V4H223V2H224V0H217V1H215L214 3H212L214 0H210V1H212V2H210L209 0L207 1V0H198L197 1V3L198 2H200L199 4H197L196 3V7H191V6H189V7H191L192 9H190V8H184V7H182L181 5L179 6V2L180 1H176V6H179V7H181L182 9H180V11L182 10L184 13H186V12H189V14H187V15H181L180 14V12H176V11H174L173 9H176V8H174V7H170L171 5H169L168 3H166L165 2V0H114L113 2H112V4H111V2L109 3V5H105V3L104 2H106V0L105 1H102V0H96ZM100 1H102L101 3H100ZM107 1H109V0H107ZM191 0H188V4L189 5H191L190 2ZM203 1H205V3L203 2ZM178 2V3H177ZM193 2H194V0H193ZM240 2L241 1H239L238 2V4H240ZM0 3H1V0H0ZM2 3L0 4V5H2ZM15 3H16V5H15ZM65 5H64V4ZM103 3V4H102ZM71 4V3H70ZM101 4V5H100ZM183 4V3H182ZM188 4H185V5H187L188 6ZM193 4H195V3H193ZM192 4V5H193ZM242 5L244 4V3H241ZM98 5V6H97ZM105 5V6H104ZM8 6V5H7ZM101 6L103 7L102 9H101ZM175 6V7H176ZM195 6V5H194ZM4 7V6H3ZM244 7V6H243ZM243 7H241L242 8V10L244 9ZM228 8V9H227ZM232 8H234L233 9V12L230 14V12L232 11L231 9ZM5 9V8H4ZM70 9V11H69V13H67V11L66 10H69ZM236 9V10H237ZM14 10H16V11H14ZM231 10V11H230ZM91 11H92V13H91ZM226 11V12H225ZM241 11V10H240ZM10 12V13H11ZM103 12V13H102ZM225 12V13H224ZM227 12H229V13H227ZM6 13V12H5ZM238 13V12H237ZM69 14V16H67ZM104 14V15H103ZM225 14V15H224ZM230 14V15H229ZM234 14V15H233ZM0 15H2V14H0ZM65 15H66V17H65ZM223 15L224 16H226L225 18H227V21L225 22V18L223 17ZM232 15V16H231ZM61 16H63L62 18H59V17H61ZM102 16V17H101ZM185 16H187V18L189 19H192L193 21H191L190 22V19H189V22H190V24H189V27L187 28V25H185L184 26V23L183 22H185V19H184V17ZM229 18H228V17ZM237 16H238V14H237ZM236 16V17H237ZM101 17V18H100ZM180 17V18H181ZM232 17V18H231ZM240 17V16H239ZM4 18V19H3ZM55 18H57V19H55ZM66 18V19H65ZM173 18V17H172ZM14 19V20H13ZM50 19H53V21L52 20H50ZM61 19V20H60ZM232 19V20H231ZM236 19V18H235ZM64 20L62 21V22H64ZM238 20V19H237ZM4 21H7L8 23H5ZM12 21V22H11ZM39 22V23H38ZM41 22V23H40ZM53 22V24H51ZM107 22V23H106ZM177 22V21H176ZM235 22L233 23L234 25H235ZM37 23V24H36ZM43 23V24H42ZM50 23V24H49ZM186 23H188V22H186ZM185 23V24H186ZM34 24H36L37 26H38V29H37V26L35 25V27H34ZM106 24V25H105ZM165 24V23H164ZM163 24V25H164ZM167 24V23H166ZM41 25H42V27H41ZM105 25V26H104ZM229 25V26H228ZM147 26V25H146ZM165 26V25H164ZM163 26V27H164ZM238 26V25H237ZM181 27H186L187 29L185 30V31H183L182 30V28ZM230 27L231 28H233L232 30L230 29ZM49 28V29H50ZM99 28H102V29H99ZM167 28H166V30H167ZM171 28V29H170ZM175 28V29H174ZM241 28V27H240ZM34 29V30H33ZM36 29V30H35ZM98 29V30H97ZM181 29V30H180ZM227 29H229V30H227ZM236 29V30H235ZM31 30H33L32 32H31ZM101 30H103V31H101ZM165 30V27H164V33H166V35H163L162 34V36H159L161 39H163V40H165L166 38L164 37V36H167L168 37V39L170 38V39H173V38H175V37H177V36H171L170 34H167V31ZM232 31V32H230V33H228V31ZM94 31V32H93ZM179 31V32H178ZM39 32V31H38ZM41 32V31H40ZM99 32H101V33H99ZM170 33H172V31H169ZM189 32V33H188ZM193 34H192V33ZM234 32L236 33L235 34V36H233L234 35ZM239 32V33H238ZM23 33H22V35H23ZM45 33V32H44ZM147 33V32H146ZM233 34L231 37H230V34ZM242 33V32H241ZM21 34V33H20ZM174 34V32L172 33V35ZM227 34H229V35H227ZM239 36H238V35ZM140 35V36H139ZM141 35H143V37L141 36ZM183 35H184V33H183ZM193 35H195L196 37L194 38V36ZM6 36H8V37H6ZM30 36V35H29ZM135 36V37H134ZM227 36H229V38H227ZM133 37V38H132ZM142 37V38H141ZM147 37H148V35H147ZM185 37V36H184ZM238 37V41H237V38ZM129 40H128V39ZM146 38V37H145ZM159 38V39H160ZM234 38V39H233ZM15 39V38H14ZM125 39H127L126 41H125ZM138 39V38H137ZM150 39V38H149ZM233 39V40H232ZM244 39V38H243ZM119 41V42H116V41ZM178 40H179V37H178ZM229 40V41H228ZM123 41V42H122ZM145 41V40H144ZM146 41H149V42H151L150 44H148V48L150 49V52H151V50H152V48L154 47V45H155V41H153L154 42V44H153V42H152V40L150 39V40H146ZM162 41V40H161ZM160 41V42H161ZM167 41V42H166ZM180 41V40H179ZM196 41V40H195ZM234 41H236V42H234ZM4 42V41H3ZM115 42V43H114ZM126 42V43H125ZM135 42V41H134ZM165 42L166 43H168L169 41L168 40H165ZM252 42H253V40H252ZM255 42V41H254ZM7 42H5V44H6ZM163 42H161V44H162ZM170 43V42H169ZM173 43H174V41H173ZM181 44H183L182 46L180 45V46H178L176 43H174L173 45L175 46V47H180L179 48V50L180 51H183V53H184V48H185V45H187V44H185V43H182V42H180ZM230 43V44H229ZM234 43H236V44H234ZM257 43H260V42H258L257 41ZM0 44H1V42H0ZM108 44V43H107ZM151 44H153V45H151ZM164 44V43H163ZM194 44V45H193ZM228 44V45H227ZM9 45V44H8ZM111 45V46H110ZM117 47H116V46ZM133 45H134V47H133ZM146 45V44H145ZM151 45V46H150ZM172 45V46H173ZM177 45V46H176ZM195 45H196V47H195ZM260 45V44H259ZM258 45V46H259ZM2 46H3V43H2ZM7 46V45H6ZM10 46V45H9ZM112 46H114V48H112ZM120 46V47H119ZM157 46V45H156ZM161 46V45H160ZM163 46H166L165 44L163 45ZM173 46V47H174ZM188 46V45H187ZM191 46H192V48H191ZM230 46V47H229ZM0 47H1V45H0ZM107 47V46H106ZM110 47V48H109ZM133 47V48H132ZM152 47V48H151ZM169 47V46H168ZM167 47V48H168ZM183 47V48H182ZM112 48V49H111ZM260 48V47H259ZM116 49V50H115ZM186 49V48H185ZM104 50H105V48H104ZM103 50V51H104ZM109 50V51H108ZM111 50V51H110ZM115 50V51H114ZM187 50V49H186ZM3 51V50H2ZM153 51V50H152ZM1 52V51H0ZM113 52V53H112ZM159 52H161V53H159ZM187 52V51H186ZM4 53V52H3ZM145 53H146V51H145ZM156 53V54H155ZM158 53H159V55H158ZM162 50H160V49H158L157 51H155L154 50V52H153V54H152V52L150 53V56L152 57V58H150V62H151V65H147V66H151L150 67V69H153L152 67H154V69H157L158 68V66L156 65V67L157 68H155V65L153 64V63H155V64H158L159 66H161V68L160 69H163V70H165V72H166V70L168 69V68H166L167 67V65L164 67V61H166V60H168L169 61V63H170V60H169V58H168V56H167V54H166V52L165 53H163V55H162ZM102 54H104V53H102ZM118 54V55H117ZM148 54H149V52H148ZM152 54V55H151ZM185 54H187V53H185ZM199 54V55H198ZM113 55V56H112ZM158 55V56H157ZM165 55V56H164ZM188 55H189V53H188ZM4 56V55H3ZM7 56H8V54H7ZM104 56V55H103ZM126 56V57H125ZM161 57L160 58V60H159V58H157V57ZM164 56V57H163ZM166 57V58H165ZM3 58V57H2ZM9 58V57H8ZM114 60H113V59ZM117 58V59H116ZM129 58V59H128ZM154 58H156V59H154ZM172 58V57H171ZM177 58H179V57H177ZM183 57H181L180 59H176V58H174V60H175V62L174 61H172V62H174L175 64H172V66H171V69L173 68V70L171 71V73H169L170 75L169 76H172V75H179L178 74V70L176 69V66L178 67L179 66V63H183V64H181V65H183V67L185 66H187L185 69H184V71H187V69L189 70L190 68L189 67H191L192 68V66L191 65H187L186 63L188 62L185 58H183ZM99 59H102V62H99L100 64H99V66L101 67V69H102V64L105 62V61H107V60H105V61H103V58L101 57H99L97 60H99ZM148 59H149V57H148ZM151 59H153L154 61L155 60H157V61H151ZM182 59V60H181ZM164 60V61H163ZM183 60H184V62H183ZM197 60V61H196ZM0 61H1V53H0ZM4 61V60H3ZM5 61H7L6 60V58H5ZM99 61H101V60H99ZM108 61V62H109ZM116 61H118V62H116ZM128 61H126V62H123V64L125 65H130L129 63H128ZM133 61V60H132ZM131 61V62H132ZM145 60H143V62H144ZM159 61V62H158ZM146 62V61H145ZM144 62V63H145ZM158 62V63H157ZM171 62V63H172ZM213 62V63H212ZM230 62V61H229ZM1 63H2V61H1ZM47 63H49V62H47ZM50 63H52V62H50ZM102 63V64H101ZM170 63V64H171ZM199 65H198V64ZM220 65H218V64ZM107 64V63H106ZM107 64V65H108ZM118 65L119 67L118 68H116V69H119V68H121L124 72L126 71V69H128L129 68V66L128 67H124L123 65ZM145 64H150V63H148V61H147V63H145ZM153 64V65H152ZM178 64V65H177ZM47 65H49V64H47ZM51 65V64H50ZM53 65V64H52ZM50 66V70H49V76H47L48 77V79H49V81H48V79H47V77L45 76L44 77V75H42V76H39L38 77V79L37 80H33V82H35V83H37L38 82V80H39V82L37 83V84H40V82H44V84H49V86L50 87H54V90L56 89V91H58V89L60 90V88H61V90H62V88L64 89H66L65 91L66 92H69V95H72V91H74L75 93H77V91L79 90V91H82L83 92V94H85V92H87V94H86V96L87 95H89L90 94V92H91V90H93V88H91V86L92 87H94L95 86V84H96V86H97V84H98V86H99V83L102 85V86H100L101 87V89H102V87H103V83H101V78H103V75H101V73H100V70L101 69H99L98 68V65H97V68H95V69H97V70H93V71H96V72H92V74H90V72L91 71H89V70H91V69H87V67H89V65L88 66H86V65H84V69H85V66H86V70H88L89 71V74H85L84 72L86 71H84L83 72V70L81 69V70H77V72L78 71H82L84 74H82V75H78V73L76 72V74L75 73H73V74H75V75H71V73H69L68 72V70H66L65 68H64V71H63V69H62V71L60 70V72H58V71H56V70H58V68L56 67H54V65L53 66ZM104 65V64H103ZM206 65V66H205ZM214 65V66H213ZM113 66V65H112ZM111 66V67H112ZM121 66V67H120ZM146 66V65H145ZM218 66V67H217ZM53 67V68H52ZM82 67V66H81ZM105 67V66H104ZM103 67V68H104ZM124 67V68H123ZM47 68H49V67H47ZM83 68V67H82ZM109 68V67H108ZM113 68V69H114ZM126 68V69H125ZM194 68V67H193ZM192 68V69H193ZM235 68H237V67H235ZM113 69H110V71L111 70H113ZM116 69H114L115 70V72H118V71H116ZM154 69H153V71H154ZM170 69V68H169ZM174 69H175V71L177 72V74H172V72L174 73L175 71H174ZM180 69V68H179ZM182 69V70H183ZM203 69V68H202ZM201 68L200 69H197V70H200L199 71V73L201 72V76H203L202 75V70ZM225 69V68H224ZM54 70L58 73V75H56L57 73H55V74H53L54 73ZM113 70V71H114ZM159 70V69H158ZM194 70V69H193ZM202 70V71H201ZM205 70V69H204ZM242 70V69H241ZM87 71V72H88ZM102 71H103V69H102ZM109 71V70H108ZM123 71H120L121 73H123ZM161 71V70H160ZM168 71V70H167ZM208 71H210V70H207L206 72L208 73V74H210L207 78H205V80H204V85H203V83H202V86H201V88H203L204 90H205V93H208V92H213L214 90L216 91V89H214V87L217 85V84H219L217 81H218V79L219 78H221L222 76L221 75H225V74H229L231 71H227V73H226V70H225V72H224V74H221L220 76H219V78L217 79V81H214L215 83L217 82V84H215L214 82H213V80L214 79H212L211 78V75L212 76H215V74L213 73V72H208ZM243 71H245V73H243L242 75H245V76H248V75H246L247 74V72L246 71H248V70H243ZM74 72V71H73ZM81 72V73H82ZM86 72V73H87ZM99 72V73H98ZM112 72V71H111ZM127 72H128V70H127ZM127 72H125V73H123V74H116L115 76H114V78L115 77H117V78H113L112 76V78L111 77H109L108 79H107V77L109 76V75H107L106 76V79L107 80H109L108 81V84H107V81H105V79H104V81L106 82L104 85V87H105V89H104V91H105V93H106V89H108L106 86H108L109 87V91H108V93L109 94H105L104 95V91H100V90H98L99 92H102V94H100V93H98L97 91H95L94 92V90H96L97 88H98V86L97 87H94V90H93V95L92 94H90L89 96L91 97V95H92V97H94L95 99H91L90 100V98L89 97H87V98H89V100L87 99H85V100H83V101H86V102H84L85 103V105H83L82 104V106H83V108L81 109V107L78 105V104H80L81 102H80V100L82 101V99H80L79 101H78V99L76 100V99H74L73 97H70V99H69V102L71 103V104H73L74 102H75V104H73V109L75 108V107H79V111H80V113H82L81 114V116L83 115V113L84 114H86L87 112H88V115H86L87 117L86 118H93V119H91V120H88L87 119V121H90V122H92V124H95V127L97 128L95 131L99 134L100 132V135L101 136H99V138L101 137V138H105L104 140H100L99 138H94L93 136V138L95 139V141H94V139H92L91 138V136L90 135H94L95 133H93V126L91 125V128H89V129H91L90 131H89V135H88V137L89 138H91V139H88V137H86L87 135L86 134H84V135H86V136H84L83 134H81L82 133V131H83V127H80L79 126V128L77 127V136L76 137H74V136H68V134H63V135H60L61 137V141H59L60 143H61V145H62V147H58L57 149H59L58 151H60L59 152V156L60 157H62L63 159L67 156V158H65L64 160L68 163V161L70 160L71 162H72V158L76 155H74V154H70V153H72V151L71 150H69V148H77V147H79V149H77V150H79V151H81V152H79V155L80 156H82V159H83V161L85 160V162L87 161V162H89L90 164L89 165H91V167L92 166H94L93 167V169H89V167L87 166V165H85V166H83L84 168L82 169V170H84V174H87L86 176H87V178L88 177H91L90 179H91V181H90V184L89 185H87L86 184V190H84V194L82 195V194H79V195H81V196H83V197H80L79 195V197H80V199L78 198V196L76 197V196H74L73 197V199L74 200H70L71 202L72 201H75V199H79V201L82 199V201L83 202H85V200H86V202L85 203H87V201H89L90 202V206H91V208L95 211V213L96 214H98L99 216L98 217H96V218H98V220L101 222V225H100V223H98L99 224V226H101V230H103L102 232H103V238H102V242L101 243H99L100 241H96L97 243H99V248L97 249V247L95 248V250L92 248V250L89 248V246H87V245H85V244H82V245H80V244H78L77 242L79 241V240H77V238L75 239H73L72 238V236L70 237V233H67L68 231H67V228H65L63 225H61V223L60 224H58V221L56 222L55 220H53V219H51V216L53 215V212H50L49 210L51 209V211L53 210V208H51V207H49V205L52 203L53 205H55L56 206V208H54V217L55 218H57L56 217V212L57 211H55V210H58L57 208H59L58 207V205L57 204H55L54 202H52V201H49V196H48V199L47 200H44L45 198V196L43 197L42 196V198H40V202L41 201H45L46 202V204L44 205V206H48V208H46V210L44 209V206L42 205L43 203H40L39 202V204H40V206L44 209H41V207L39 208V206H37V205H35L34 206V203L35 204H37V202L38 201H35V200H33V199H37V198H35V196L34 197H31V196H33V192L32 191H35V190H37L38 188V192H37V194H39L40 193V191L41 190H44V189H46L47 191H49V190H52V191H55L54 190V188H52L53 187V185H52V181H48L47 182V184H45V181H39V180H37L36 179V177L35 176H38V177H41L40 175H39V172H38V170L36 169V167H37V165L36 166H34L35 164H36V162L37 161H39V158L41 159V157H43V154H42V156H40L39 154L41 153V152H38L39 150H38V146H44V143L43 144H41L40 142H36V140H33V139H30L29 140V138H28V140L27 139H25L24 137L22 138L21 137V135H19V134H22V133H27L28 132V134L30 133L31 134V132L33 133V131L34 130H32V128H30L28 125V123H27V127H26V124H22V127L21 126H18V125H20V124H15L14 125V123L12 122V121H10L9 120V116H10V113H9V116H8V114H7V111H5L4 109H6V108H4V106H0V118H2V122H3V126L0 128V148L2 149V150H4V149H6L5 150V152L7 151H10L11 153H13V154H15L16 155V157L15 158H12V160H9V158H11V153L9 152L8 154H7V156H4V155H2L1 156V154H0V168L1 169H4V171L2 172V171H0V173H3L4 175L5 174H9L8 176H10V177H8L7 175L4 177V175L3 174H0L2 177H0V181H7V182H9L10 180V185L12 186V183H14V185H16L17 184V186L18 187H14V186H12L14 189H12V187L10 186V185H7V186H10L9 188H11V190H16V194L19 192L18 190H20V194H21V199H20V195H19V198L17 197L18 196V194L16 195V194H14L15 195V198H16V200L18 201V199H19V201H18V203H19V206H20V203H22L23 205L21 206V207H23V208H25V212H30V211H32V213L30 212L29 213V216H31V220L32 221H34V225L36 226V228H35V231H34V227H32V224H30L31 226L30 227H32V228H29V231H31V230H33V232H36V233H32V232H29V234H34V236H41V235H43V236H45V234H47V232H48V234H50L51 235V237H52V239L54 238V240H55V238H56V243L55 242H51V243H49V244H52V243H54L55 245H57V246H55L54 244H52V246L54 247H59L58 249H59V251H57L56 250V254H57V256H59V258H58V260L57 261H55L56 262V264H76V263H79L80 264V261L81 262H85V263H82V264H86L88 261H92L93 263H95V264H127L126 262H125V260H122V261H124L125 263H123V262H121V263H119V257H118V254L119 255H122L123 253H122V250L120 249V248H124L127 244H126V241H129V242H127L128 243V246L129 245H131V244H129V243H131L132 242V239H136V236L138 235V232H135V233H137V234H134V232H132L133 230H135L137 227H139L141 224L144 226V225H146L147 224V221H145L146 219L144 218V217H146L147 215H149V216H147V217H151L150 215H152V217L154 218H160L161 217V215H163V213H164V211L166 210V209H170V210H172L173 212L172 213H176V210L178 211V209L179 208H181L182 206H181V204L180 203H182V204H184L183 202H186V201H184V199H183V201H182V199H181V202H179V205H178V201L176 202V207H178V208H173L174 207V202H173V198L171 197V196H169L170 194V190H167L168 189V186H167V183H169L170 184V181H172L171 179L172 178H174L175 176H173V175H175V174H177L178 176V178H181V177H183L181 180H180V183H181V181L183 180V179H185L186 177H184V176H186V170L185 171H183V172H185V174L183 175V172L181 171H178V172H176L177 171V169L179 168L178 167V165H179V163L181 162V160H179V157L181 156H178L177 157V155L175 156V158L177 157V160H179L180 162H176V163H178V165H177V168L176 167H174L173 165H175V164H173L172 165V163H174L173 162V159L171 158V157H169V156H173L172 155V153L171 152H174V150H175V148H178L179 146V148H181L182 146H183V144H182V142H180L181 144H182V146L180 145V144H177L176 143V141H174V138H175V140H176V134H177V132L179 131V127L178 126H180V122L182 121V120H184V119H186L187 117H188V115H187V113H188V110L186 109V105L189 103V101H186V99L188 98V100H189V97H187V98H185V96H189L188 94H190V93H188L187 91L189 90H186L188 87H186V89L185 90H183L184 91V93L183 92H181V93H179V94H181V96L178 94V96H180V97H176L175 98V96L177 95V94H175V95H173V98L174 99H172L171 97H169V98H171V99H167L166 101H157L156 99H153L152 98V100L150 99V101H149V99H148V102H147V98H146V96L148 95L149 96V94H151V93H149V94H146V96L144 95H142V97H144L145 99L143 100H141V99H138V97L136 98V93H134L133 92V90L132 89H135L134 91H137V88H136V86H137V83L135 82V80H134V76L131 78V77H129V78H131V79H129V81H121L118 77L121 75H126V73ZM131 72V71H130ZM152 72V71H151ZM151 72H150V74H148V75H150L151 77H153L152 75H151ZM155 72V71H154ZM157 72V71H156ZM229 72V73H228ZM240 72V71H239ZM238 72V73H239ZM61 73V74H60ZM94 73H97L98 75L100 74L101 76H98L97 74V76L94 74ZM107 73V72H106ZM164 73V72H163ZM249 73H251V72H249ZM111 74V73H110ZM129 73H127V75H128ZM157 74V73H156ZM162 74V72H160V74H159V76ZM166 74V73H165ZM204 74V73H203ZM207 74V75H208ZM214 74V75H213ZM53 75H56V79L55 78H53L52 76ZM61 77H60V76ZM79 77H78V76ZM86 75V76H85ZM87 75H89V76H87ZM92 75V76H91ZM98 78L99 77V79H97V80H100V82L98 81V82H96L97 80L95 79L96 77ZM119 75V76H118ZM126 75V76H127ZM132 75V74H131ZM158 75V74H157ZM167 75V74H166ZM166 75H165V77H166ZM198 75V74H197ZM217 75V74H216ZM252 73H251V76L249 77V79H246L247 81H249L248 83H246L247 85H246V87H247V89L250 91V90H252L253 89V84L251 83V81L250 80H252ZM57 76H59V78L61 79V80H63V81H61V80H59V78H57ZM73 76V78H71ZM74 76H76V77H74ZM168 76V75H167ZM200 75H198V77H199ZM255 76V75H254ZM7 77V76H6ZM6 77L5 76H3V77H0V101H2V102H4L5 100H6V93H5V89H6V81H8V80H6ZM13 77V76H12ZM21 77V76H20ZM43 77V78H42ZM63 77V78H62ZM94 78V81H92V82H90V79L91 78ZM151 77H150V80H151ZM225 77V76H224ZM240 77V76H239ZM260 77V76H259ZM40 78V79H39ZM44 78H46L45 80H44ZM75 78V79H74ZM92 78V79H93ZM105 78V77H104ZM159 78H161V77H159ZM203 78L204 77H202L201 78V80L203 81ZM246 78H248V77H246ZM261 78H264V76L263 77H261ZM8 79V78H7ZM43 81H42V80ZM50 79H53L52 81L50 80ZM74 79V80H73ZM87 79V80H86ZM91 79V80H92ZM112 79H114V81H111ZM126 79V78H125ZM199 79V78H198ZM211 79V80H210ZM224 82H227L226 80H224L223 78H221ZM240 79H241V77H240ZM240 79H238V80H240ZM41 80V81H40ZM54 80H56L55 81V83L53 82ZM132 80H133V82H134V84L136 85V86H134V84H132ZM245 79H244V81H246ZM254 80V79H253ZM23 81V80H22ZM88 81V82H87ZM137 81V80H136ZM209 81V83L207 84V82ZM220 81V80H219ZM58 82H61V83H59L58 84ZM175 82V81H174ZM206 82V83H205ZM238 82V81H237ZM9 83V82H8ZM35 83H32V84H35ZM151 83H152V81H151ZM211 83V84H210ZM239 84H240V82H238ZM237 83V87L239 88V84ZM110 84V85H109ZM176 84V82L173 84V85H175ZM211 85V88L209 87L210 85ZM8 85V84H7ZM130 85H131V87H130ZM149 85H151L153 88H154V86H153V83L152 84H149ZM170 85H172V83H170L168 86H170ZM226 86H227V84H225ZM224 85V83H222L221 82V84H219V85H217L216 87H218V92H219V94H218V96L219 97H222L223 96V94L224 93H227V94H229V92L231 93L230 95H234L235 94V86L233 87V85H231V87H230V82H229V86H227L229 89H231V90H229L228 88L226 89V86ZM242 85V84H241ZM36 86V85H35ZM34 86V87H35ZM43 85H41L40 87H42ZM46 86V85H45ZM44 86V88H46L47 89V87H45ZM48 86V87H49ZM64 86V87H63ZM133 86H134V88H133ZM151 86H150V89H151ZM158 86V90H160L159 89V85H157ZM176 86H177V84H176ZM213 86V87H212ZM223 86H225V87H223ZM248 86L251 88V89H249L248 88ZM257 86V85H256ZM76 89H75V88ZM100 87L98 88V89H100ZM128 89H127V88ZM172 87V86H171ZM209 89V91H208V89ZM236 87V88H237ZM243 87V86H242ZM10 88V87H9ZM8 88V89H9ZM36 88H37V86H36ZM73 88H74V90H73ZM87 88H90V90H87ZM96 88V89H95ZM126 88V89H125ZM152 88V89H153ZM160 88H162V87H160ZM222 88H224V90L222 89ZM234 89V91H232L233 89ZM264 88V87H263ZM102 89V90H103ZM130 89V90H129ZM214 89V90H213ZM221 89V90H220ZM126 90V91H125ZM129 90V91H128ZM154 91L156 90V89H153ZM172 90V89H171ZM206 90H207V92H206ZM211 90V91H210ZM242 90V89H241ZM254 90V89H253ZM253 90L252 91H250V93L252 94V93H254L253 92ZM128 91V92H127ZM151 91V90H150ZM169 90H167V92H168ZM179 91V90H178ZM223 91V92H222ZM227 91V92H226ZM96 92H97V94H96ZM126 92H127V94L129 95L130 94V96H129V99H126ZM159 92V91H158ZM164 92V91H163ZM162 92V90H161V94H164ZM174 93V91H171L170 93ZM185 92H186V94H185ZM122 93H124L125 95H123ZM132 93H134V94H132ZM153 93V92H152ZM204 93V94H205ZM222 93V94H221ZM239 93H240V91H239ZM255 93H257V92H255ZM111 94V95H110ZM132 94V95H131ZM169 94V93H168ZM203 94V93H202ZM120 95H123V96H120ZM135 95V96H134ZM185 95V96H184ZM208 95V94H207ZM217 93L215 92V94H213V96L212 97H216V99H217V101H218V99L219 98H217ZM259 95V94H258ZM264 95V94H263ZM83 96V95H82ZM85 96V97H86ZM210 96V95H209ZM210 96V97H211ZM251 96V95H250ZM84 97V96H83ZM150 97H152V96H150ZM164 97H166V95L164 94ZM163 97V98H164ZM184 97V98H183ZM210 97H208V98H210ZM259 97V96H258ZM263 97V96H262ZM76 98H78V97H76ZM139 98H140V96H139ZM205 98V97H204ZM214 98H213V100H214ZM253 98H254V96H253ZM25 100V99H24ZM93 100V101H92ZM156 100V101H155ZM211 100V99H210ZM26 101V100H25ZM77 101V102H76ZM82 101V102H83ZM90 101H92V102H95V103H97V107H96V104L94 103L93 105L96 107H94V108H92L91 106L90 107H87V106H89L88 104H86V103H89ZM136 103H135V102ZM141 101V102H140ZM144 101V102H143ZM146 101V102H145ZM258 102L260 101L259 99L257 100ZM138 102V103H137ZM188 102V103H187ZM78 103V104H77ZM141 103V104H140ZM259 103H261V102H259ZM1 104V103H0ZM138 105H139V109H138ZM189 105V104H188ZM187 105V106H188ZM135 106H137V108L135 107ZM190 106V105H189ZM8 107V106H7ZM144 107H145V109L147 110H151L152 109V111H150V112H154L153 114H154V117H152L153 115H151L150 113V117H151V120H150V118H148L149 119V122H148V124H147V127L151 130L152 128H150L149 127V125H150V121H151V123L152 122H154V120L155 121H157V122H159L160 120L159 119H161V122H163L164 120H167V121H169V119H170V121H172L173 120V116H175V119H176V121H177V124H176V127H178L179 129H178V131H176L175 133H173L174 134V136H171V139L173 138V143L175 142V144H177L178 145V147H177V145H175V147H174V145H172V147H174L173 149V151L171 150V155H170V153L169 152H164V151H168V148L170 149V145H167L166 143H167V141L166 142H164L165 140H162L161 142L159 141V142H154V140H156L155 139V136H154V132H152L153 130H149L148 128L147 129H144L143 130V127L141 128V129H139V127H137V126H134L133 127V125H138L137 123H135V122H133V119L132 120H130V121H127L126 119V123H130L131 124V127H133L134 129H132L133 131H131L130 130V132H128L127 130H125V131H127L128 133H131L132 132V136L133 137H135V138H137V134H138V132L140 133L139 135H141V132H142V136H140V137H143L144 136V139H145V137L147 136V140H145V141H147L148 142V140L149 141H151L150 142V144H154V143H156V146H154L153 148L155 149L154 150V152H153V150H152V152L150 151V149H148L147 148V146H146V148H147V150H149V156H151V157H153V159L157 162H150V163H152V164H154L153 166H151V167H149V168H151V169H149L147 166H146V164L144 163V162H148V160L147 159H144V160H146V161H144L143 160V162H141V164L142 163H144L143 164V166L144 167H142V165H140L139 166V164H137L138 166H137V169L135 168V169H132L133 168V165L131 164L132 163V161H129V159H132L134 156H132L134 153L132 152V151H130L129 149V151L126 149V147H129V145L130 146H132L133 144V138L130 136V141H132V143L131 142H127L129 145H125V144H123V148H124V145L126 146L125 147V149H126V152H123L124 150L122 149V147L120 148V146H122V144L120 145V144H118L117 145V139H116V141H115V137H116V135H117V133L118 134H120V132L121 131H123V129H122V127L124 126V125H122L121 126V128H118V126H116L117 127V129H119L118 130V132L116 131L117 129L115 128V129H113L114 128V126H113V122H115V121H111V119H107V118H110V117H113L114 118V120H118L115 116H117L118 117V114H119V116H120V114H121V116L122 115H125V116H122V117H124V118H126V115H127V117H128V110L131 108V109H136V110H139L140 112H139V114H141V116L139 115L138 116V119L139 118H141L142 117V115L143 114H145V115H148V114H146L145 112H147L145 109H144ZM91 108V109H90ZM150 108V109H149ZM95 109V110H94ZM143 109H144V112H143ZM188 109H189V107H188ZM248 109V108H247ZM7 110V109H6ZM86 110H87V112H86ZM90 110V111H89ZM242 110V109H241ZM15 111V110H14ZM79 111H76V114H75V112H74V114L75 115H77V117L79 116L80 117V115H78V114H80L79 113ZM83 111H85V112H83ZM97 111V112H96ZM243 111H245V110H242V112ZM8 112H11V110H9ZM77 112H78V114H77ZM96 112V113H95ZM219 112V111H218ZM96 114V116L97 117H99V115H100V117L97 119V117L95 116V114ZM97 113H99V115H97ZM148 113V112H147ZM245 113V112H244ZM243 113V114H244ZM247 113V112H246ZM246 113H245V115H243L244 117L246 116ZM251 113V112H250ZM16 114V111H15V113L13 114V112H12V115L11 116H16L15 115ZM21 115L22 114H25L24 112L23 113H20ZM40 114H43V113H39V116H40ZM235 114V113H234ZM241 114V113H240ZM262 114V113H261ZM46 115H48V114H46ZM144 115V116H145ZM248 115V114H247ZM22 116H24V115H22ZM26 116V115H25ZM235 116H237V115H235ZM248 116H251V115H248ZM247 116V117H248ZM253 116V115H252ZM263 115H261V117H262ZM19 117H20V115H19ZM42 117V115L39 117V118H41ZM44 117V116H43ZM57 117H58V119L60 120V114H59V116L57 115ZM63 117V116H62ZM78 117V118H79ZM96 117V118H95ZM229 117V116H228ZM238 117V116H237ZM243 117V118H244ZM83 118H85V115H83ZM102 118V119H101ZM116 118V119H115ZM143 118H145V117H142L141 119H142V121H143ZM155 118V119H154ZM234 118V117H233ZM251 118V117H250ZM64 119V118H63ZM104 119V120H103ZM120 119V118H119ZM146 120H145V122L147 121V118H145ZM157 119V120H156ZM172 119V120H171ZM175 119H174V121H175ZM226 119V118H225ZM235 120L237 119L236 117L234 118ZM233 119V120H234ZM42 120V119H41ZM79 120H80V123L82 124V118H79ZM93 120H94V123H93ZM101 120H102V122H101ZM106 120H107V122H106ZM140 120V119H139ZM138 120V121H139ZM159 120V121H158ZM163 120V121H162ZM187 120V119H186ZM229 121L231 120V119H228ZM244 120V119H243ZM249 120V119H248ZM259 120L260 121H262V119H260V117H259ZM8 121H10V122H8ZM109 121H111L112 123H110V124H112V128H111V126H110V124L108 125V123H109ZM169 121V122H170ZM175 121V122H176ZM178 121H180L179 123H178ZM238 121V120H237ZM240 121V120H239ZM249 121H251V120H249ZM259 121V122H260ZM228 122V121H227ZM258 122V124L257 125H259V124H261V122L259 123ZM263 122L264 121H262V124H263ZM66 123V122H65ZM103 125H107L108 127L110 126V128H106V129H104V128H102V124ZM104 123H106V124H104ZM134 123V124H133ZM144 123V122H143ZM172 123V122H171ZM230 123H233V122H231L230 121ZM236 123V122H235ZM43 125H45L44 127H45V129L47 130V127L51 124V123H49V125H46V124H44V122L42 123ZM115 124V123H114ZM130 124H128V127H130ZM173 124V123H172ZM242 124H243V121H242ZM245 124V123H244ZM10 125V126H9ZM24 125V126H23ZM144 125H145V123H144ZM174 125V124H173ZM182 125V124H181ZM246 125V124H245ZM264 125V124H263ZM12 126V127H11ZM14 126V127H13ZM51 126V125H50ZM64 126V125H63ZM120 126V125H119ZM230 126H231V124H230ZM234 126H235V124H234ZM238 126H239V124H238ZM237 125L235 126V128H237L238 127ZM241 126V125H240ZM19 127H21V128H19ZM53 125L51 126V127H48V131L50 132V133H52V132H55V133H57L58 131H57V129H55V127H54V129H53ZM103 127H105V126H103ZM131 127L129 128V129H131ZM182 127V126H181ZM231 127H233V125L231 126ZM26 128V129H25ZM27 128H29V129H27ZM52 128V129H51ZM136 128H138L137 130H135ZM242 128H243V126H242ZM244 128H246L245 126H244ZM243 128V129H244ZM13 129L15 130H18V131H16L15 133L13 132ZM25 129V130H24ZM82 129V130H81ZM102 129V130H101ZM120 129H122V130H120ZM183 129V128H182ZM181 129V130H182ZM231 129V128H230ZM238 129V128H237ZM237 129H235V130H237ZM239 129L240 130H238V131H235L234 130V128H232V130L234 131V132H239V131H241V128L239 127ZM248 129V128H247ZM22 130V131H21ZM27 130V131H26ZM53 130V131H52ZM79 130V131H78ZM93 130V131H92ZM109 130H111V131H109ZM139 130V131H138ZM141 130H143V131H141ZM263 130V129H262ZM120 131V132H119ZM193 131V130H192ZM207 131V130H206ZM233 131H231V134H230V136H228V137H231L232 136V133H234ZM19 132V133H18ZM111 132V133H110ZM143 132H145V133H143ZM205 132V131H204ZM213 132V131H212ZM228 132H230V130L228 131ZM249 132V131H248ZM92 133V134H91ZM96 133V134H97ZM102 133H103V135H102ZM123 133V132H122ZM187 133H189V135H185V137L186 136H189V140H191L192 138H193V135H195V136H197V134L195 133V134H192L190 131H189V129H188V131H187ZM208 134H209V132H207ZM227 133V132H226ZM252 133V131L251 132H249V134H251ZM257 133V132H256ZM259 134H260V132H258ZM36 134V133H35ZM34 134V135H35ZM53 134V133H52ZM80 134H81V137L83 138V137H86V141L85 142H79V145L77 144V142L79 141L78 139H80L81 137H79L80 136ZM116 134V135H115ZM144 134V135H143ZM179 134V136H180V133H178ZM178 134H177V137H178ZM185 134V133H184ZM192 136H191V135ZM213 134V133H212ZM261 134H262V132H261ZM24 135V134H23ZM22 135V136H23ZM65 135L66 136H68L67 137V141L68 142H71V141H73V143L71 142V144H77V145H74L73 147H71V146H66L65 144H63L64 143V139H65ZM115 137H114V136ZM130 135V134H129ZM152 135H153V138H154V140L152 141V140H150V139H148V138H150V137H152ZM181 135H183V134H181ZM216 135V134H215ZM214 135V136H215ZM233 135H235V134H233ZM248 135V134H247ZM263 135V134H262ZM102 136H104V137H102ZM118 136V135H117ZM192 138H191V137ZM213 136V139L215 138V137H218V136H215L214 137ZM239 136V138L241 137L242 138V135L240 136V135H238ZM238 136H237V138H238ZM245 136V135H244ZM253 136V135H252ZM259 136V135H258ZM257 136V137H258ZM264 136V135H263ZM74 137V138H73ZM109 137H112V139L111 138H109ZM168 137H170V135L168 136ZM248 137V136H247ZM251 137V136H250ZM249 137V138H250ZM33 138V137H32ZM35 138H37V137H35ZM62 138H64V139H62ZM69 138H72V139H69ZM129 138V137H128ZM181 138H182V140L184 141V145H185V143L187 142V141H185L184 139H183V137L181 136ZM181 138L179 137V139L181 140ZM196 139H197V137H195ZM195 138H193V140L195 141ZM233 138V137H232ZM252 138H254V137H252ZM261 138V137H260ZM264 138V137H263ZM24 139V140H23ZM87 139H88V141H87ZM97 139H99V142L101 143V145H100V143L99 142H97L98 140ZM106 139H108V141L111 143H109L108 141V143H107V145L106 144H103L102 145V143H106L105 141H106ZM113 139H114V141L116 142H114L113 143ZM166 139H167V137H166ZM228 139V138H227ZM234 139L236 140V138H235V136H234ZM242 139H244V138H242ZM31 140H33V142H31L32 143V145H34L35 146V148H36V150H33V149H35V148H32V147H34V146H31V143L29 142V141H31ZM38 140V139H37ZM57 140H59V137H58V139ZM56 140V141H57ZM97 140V141H96ZM178 140V139H177ZM181 140V141H182ZM188 140V141H189ZM193 140H191V141H193ZM204 140V139H203ZM219 140V139H218ZM217 140V141H218ZM261 140H263L262 138H261ZM34 141H35V143H34ZM40 141V140H39ZM75 141H77V142H75ZM93 141V143H91ZM134 141H136L135 139H134ZM191 141L188 143L187 142V146H190V144H191ZM201 141V140H200ZM206 141V140H205ZM207 141H209V140H207ZM228 141H233V140H228ZM228 141L226 140V142L228 143ZM251 141V140H250ZM258 140H256V142H257ZM89 142H90V144H89ZM98 143L99 145H100V147H98L99 145L98 144H96L95 145V147L92 145V144H94V143ZM152 142H154V143H152ZM168 142H170V140L168 139ZM196 142V141H195ZM202 142V141H201ZM210 142V141H209ZM225 142V143H226ZM255 142V141H254ZM255 142V143H256ZM34 143V144H33ZM37 143V144H36ZM126 143V144H127ZM149 143V142H148ZM203 143L205 144V142L203 141ZM225 143H223V144H225ZM252 143V142H251ZM250 143V144H251ZM260 143V142H259ZM258 143V144H259ZM264 142H262L261 144H263ZM47 144V143H46ZM87 144V145H86ZM115 144V145H114ZM149 144V145H150ZM158 144H160V147L159 146H157ZM162 144H163V146H164V148L163 147H161L162 146ZM189 144V145H188ZM207 144V143H206ZM205 144V147L206 148H208L207 150L204 148V145H203V148L207 151L206 152V156H205V158L204 159H202L200 162H202V163H204V164H206V166L207 165H209V166H213V170L215 171V167H217L218 166V164H219V166H221L220 164H222V165H224V168H225V165H228L229 166V161L232 159H228L227 160V158L229 157V155H231L230 157H232L234 154H235V151L234 150H236V147H233L234 148V150H233V148L231 149V152H234V153H231L230 152V150H229V148L227 149V148H223V144H221L222 146L221 147H219V148H222V149H224V150H227V152L226 151H222V149H221V151L222 152H220V151H218V149H215L214 147H213V149H210L211 147V145H208L209 147H207V145ZM231 145H232V143H230ZM241 144V142H239V143H237V145H240ZM243 144V143H242ZM240 145V146H244V145ZM250 144H247V145H250ZM254 144V143H253ZM261 144H259L260 146H261ZM38 145V146H37ZM90 145V147H88ZM93 147H92V146ZM134 145H135V143H134ZM148 145V144H147ZM167 145V146H166ZM201 145V144H200ZM236 145V146H237ZM252 145V144H251ZM37 146V147H36ZM77 146V147H76ZM82 146V147H81ZM151 146V145H150ZM170 146V147H169ZM186 146V145H185ZM195 146V145H194ZM214 146V145H213ZM217 146V145H216ZM230 145L228 144L227 145V147H229ZM246 146V145H245ZM256 146H258V145H255V147ZM41 147L39 148V149H41ZM64 147H67V150L65 149V151L66 152H64L63 151V149L62 148H64ZM81 147V148H80ZM171 147V148H172ZM184 147V146H183ZM182 147V148H183ZM232 146H230V148H231ZM262 147V146H261ZM261 147H259V149L261 148ZM43 148V147H42ZM134 148V147H133ZM146 148H144L145 150H146ZM151 148H152V146H151ZM152 148V149H153ZM185 148V147H184ZM189 148H191V149H187L186 148V151H187V153H190L191 154V151H193V152H195V150H193V148L192 147H189ZM196 148V147H195ZM217 148V147H216ZM243 148V147H242ZM248 148H249V146H248ZM30 149H32L31 150V152L32 151H34V152H32L33 154L35 153V151L37 152V153H39L38 154V156L37 157H39V158H36V157H34L33 158V154L32 153H30L29 151H30ZM62 149V150H61ZM167 149V150H166ZM204 149H202V150H204ZM251 149H252V147H251ZM250 149V150H251ZM263 150H264V145H263V148H262ZM259 150V151H261V156L263 157V150ZM2 150H0V151H2ZM229 150V151H228ZM245 150H246V148H245ZM253 150V149H252ZM256 150V149H255ZM41 151V150H40ZM127 151L128 152H131V153H128L127 155H129V154H132V155H129V156H125L124 154L125 153H127ZM258 151V150H257ZM4 152V151H3ZM4 152V153H5ZM70 152V153H69ZM77 152V151H76ZM177 152H179L178 151V149H177ZM176 151H175V153H177ZM205 152V151H204ZM225 152H226V155H225ZM37 153H35L34 155L36 156V154ZM61 153V154H60ZM74 153V152H73ZM82 155H81V154ZM145 153H146V151H143V154H141V155H145ZM151 153H152V155H151ZM201 153V152H200ZM223 153V154H222ZM227 153H229V155L227 154ZM231 153V154H230ZM239 153H241L240 151L238 152V154ZM252 152H250V154H248V156H250V157H248L247 156V158L248 159H250L251 158V154ZM254 153V152H253ZM3 154V153H2ZM11 154V155H10ZM57 154V153H56ZM136 154H138V153H136ZM140 154V153H139ZM174 154V153H173ZM178 154V153H177ZM190 154H188V155H190ZM194 154H198L197 156H198V160H199V152H197V153H194ZM193 154V155H194ZM203 154V153H202ZM238 154H237V157H239L238 156ZM255 154H256V152H255ZM9 155H10V157H9ZM62 155V156H61ZM64 155V156H63ZM69 155H74L73 157H70ZM79 155H78V157H79ZM135 155V154H134ZM147 155H148V153H147ZM259 156H260V152H259V154H258ZM258 155H256V157L258 156ZM69 156V157H68ZM185 156V155H184ZM183 155L181 156V157H184ZM192 156V155H191ZM195 156V155H194ZM194 156H193V158H189L188 156H187V160H186V158H184V160H185V162L184 163H182L183 165H187L188 163H186V161L187 162H189L188 161V158L190 159V160H192V159H195L194 158ZM223 156V157H222ZM254 156V155H253ZM30 157H32V158H30ZM196 157V156H195ZM227 157V158H226ZM229 157V158H230ZM234 158V163H235V166H234V163H233V159L230 161V165H231V167H232V165L235 167V168H238V169H240V170H238V172H239V174L241 173L242 174V176H243V174L246 176V179H245V177L243 176H241L240 177V179H242V180H240L241 182H246V183H244V185L243 186H245V188H247V186L248 187H251V184H254L255 185V187H253L252 186V188H254V190H253V192L254 193H256L255 195L257 196V198L259 199V203L258 204H260V207H261V209L259 208V210H261V213L260 212H258L257 210V212L258 213H260L261 214V220L262 221H260V217H258L259 216V214H257L258 216V218H259V221L260 222H262V223H257V225H261L262 227H264V164H262V159H260L261 157H257V159H256V157H253V161H252V158H251V161H247L248 159H243L242 157H239L238 159H241V161L240 160H237V158H236V156H233ZM246 157V156H245ZM8 158V159H7ZM30 158V160L31 159H34V160H36V159H38L36 162L33 160H28ZM81 158V157H80ZM140 158H141V156H140ZM235 158H236V160H235ZM81 159V160H82ZM124 159L125 160H128L129 162H130V164L131 165H128L129 164V162H128V164H127V161H124ZM136 159H139L138 157H136ZM160 159L162 160V161H160ZM168 159H169V163L171 164V165H169V167H168ZM171 159V160H170ZM181 159V158H180ZM225 159L227 160V163L225 164ZM244 161H247V162H244ZM254 159H256L255 161H254ZM264 159V158H263ZM74 160V159H73ZM77 160V159H76ZM157 160H159L160 162H161V164H159L160 162L159 161H157ZM175 160V159H174ZM224 162H223V161ZM261 160V161H260ZM27 161H30L31 162V164H30V162H27ZM69 161V162H70ZM75 161V160H74ZM171 161H172V163H171ZM16 163H18L17 165L19 166V163H21V165H22V163L24 162V163H26L25 164V168L26 169H29L28 171L29 172H31L32 170V172L31 173H33L32 175H31V173H29L27 170V172H24L23 171V169H25V168H22L23 166H24V163H23V165L21 166V173H22V171L24 172V173H29L30 175L28 176H25V179L24 178H22V176H23V174L22 175H20V173H18L17 172V174H19L18 176H17V174H15V176L12 174V173H9L8 171H10L11 169L13 170L14 168L13 167H15V164ZM33 162H34V164H33ZM70 162V164L72 165V163H74V162H72L71 163ZM164 162V163H163ZM200 162H199V164H200ZM252 162H254V164L255 163H257L256 165H258V167H257V169H256V165H255V167L253 168V169H251L252 168V166L251 165H253V163ZM27 163H28V165H27ZM38 163V162H37ZM156 163V164H155ZM180 163V164H181ZM195 163H197V162H195ZM231 163H233V164H231ZM248 164V166H247V164ZM263 163H264V161H263ZM32 164H33V166H32ZM41 163L39 162V165H40ZM69 163H68V166L70 165ZM80 165H81V163H79ZM99 164H100V166H99ZM190 164V163H189ZM188 164V165H189ZM246 164V165H245ZM249 164H251V165H249ZM17 165H16V167H17ZM29 166V167H27V166ZM99 166V168L97 167V166ZM201 165V164H200ZM31 166V167H30ZM72 166H75V165H72ZM130 166V167H129ZM163 166H165V167H167V169H166V172H167V170H168V172H169V174L168 175H171V176H167L166 175V173H165V175L167 176V177H170L171 179L169 180V181H167L168 179H167V177L166 176H164V178L165 179H167L165 182H164V180H161V176H162V174L163 173H158V169H159V167H160V170H162L161 168ZM198 166V165H197ZM251 166V167H250ZM34 167V168H33ZM77 167V166H76ZM79 167V166H78ZM77 167V171L75 170V167L73 168L76 172H78L79 171V173L81 174V173H83L82 172V170L80 171L79 170V168ZM81 167V166H80ZM88 169H87V168ZM153 167V168H152ZM155 167H158L157 169L155 168ZM203 167V166H202ZM230 167V166H229ZM72 168V167H71ZM86 168V169H85ZM129 168H131V169H129ZM195 168V167H194ZM196 168H198V167H196ZM199 168H201L200 166H199ZM212 169V167H209V169ZM0 169V170H1ZM16 169V168H15ZM18 170L17 171H20V169H19V167L17 168ZM32 169V170H31ZM38 172H36L35 170ZM70 169V168H69ZM72 169V170H73ZM139 169V170H138ZM180 169H182V168H180ZM179 169V170H180ZM228 169V168H227ZM233 169V168H232ZM254 169H256V170H258V172L256 171V172H254L255 170ZM74 170L71 172V169H70V172L72 173V174H67V176H69V177H67V179L66 178H61L62 179V182H60L59 181V183L58 184H63V185H65L66 187H62V184L61 185H59V187L61 188V190H64V188H67L68 186H71V187H69V189H73L74 190V187H73V185L72 184H75L76 186H77V190H78V188H80V186H81V188L80 189H84L83 188V186L81 185V184H78L79 183V179H81V175L79 174L78 176H77V174H75V173H73L74 172ZM87 170V171H86ZM159 170V171H160ZM176 170V171H175ZM254 170V171H253ZM16 171V170H15ZM35 171V172H34ZM214 171L212 172V173H214ZM218 171L219 170H217V174H218ZM226 171V170H225ZM233 171V170H232ZM231 171V172H232ZM176 172V173H175ZM188 172V171H187ZM197 172V171H196ZM203 172V171H202ZM229 172V171H228ZM41 173V172H40ZM90 175H89V174ZM159 175H158V174ZM212 173H209V174H212ZM57 174H58V172H57ZM157 174V175H156ZM182 174V175H181ZM193 174H195V173H193ZM208 174V175H209ZM223 174V173H222ZM230 174V173H229ZM240 174V175H241ZM26 175V174H25ZM71 175V176H70ZM72 175H74V176H72ZM89 175V176H88ZM188 176H189V174H187ZM221 175V174H220ZM228 175V174H227ZM226 175V172H224V176L222 177L223 179H225L224 177L225 176H227ZM239 175V176H240ZM11 176H13V177H16L17 179H16V181H14V179L15 178H11ZM33 176V177H32ZM60 176V175H59ZM85 176V175H84ZM196 176H197V174H196ZM213 176V175H212ZM212 176H208V177H212ZM20 177H21V180H20ZM61 177V176H60ZM75 177V179H73ZM77 177V178H76ZM192 177H193V175H192ZM195 177V176H194ZM214 177H215V175H214ZM213 177V178H214ZM233 177H237V176H233ZM7 178V179H6ZM9 178V179H8ZM29 178H31V179H33V183L31 182V181H28V179ZM79 178V179H78ZM177 178V179H178ZM221 178V177H220ZM219 178V179H220ZM221 178V179H222ZM245 180H244V179ZM2 179V180H1ZM4 179V180H3ZM18 179H19V182H17L18 181ZM90 179H88V180H90ZM194 179H196V178H194ZM208 179V178H207ZM217 179H218V177H217ZM238 179V178H237ZM236 179V180H237ZM14 182H13V181ZM57 180H59V178L57 179ZM64 180H66L65 182H64ZM75 180H76V182H75ZM82 181H83V178L81 179ZM174 180H175V178H174ZM186 180V179H185ZM193 180V179H192ZM197 180V179H196ZM206 180V179H205ZM28 181V182H27ZM38 181V182H37ZM69 182V184H67L66 182ZM175 181H177V180H175ZM175 181H172V184H176V182ZM208 181V180H207ZM211 181V180H210ZM219 181H221V180H219ZM223 181V183H224V180H222ZM221 181V182H222ZM234 181V180H233ZM250 181V182H249ZM22 182L24 183V182H27V184L26 183H24V184H26V186L23 184V186H25V187H23L22 186ZM70 182H73V183H70ZM78 182V183H77ZM86 182L88 183L89 181H87L86 180ZM127 183V184H130L131 182H134V184H137V186L139 185V187L140 188H138L136 185H133V183H131V185H125L124 183ZM173 182H175V183H173ZM191 182V181H190ZM213 182V181H212ZM211 182V183H212ZM218 182V181H217ZM217 182H215L216 184H217ZM229 182H231V180L229 181ZM228 182V183H229ZM16 183V184H15ZM20 183V184H19ZM29 183H30V185H29ZM35 183H36V185H35ZM44 183V184H43ZM77 183V184H76ZM84 183V182H83ZM82 183V184H83ZM122 183V184H121ZM177 183H179V182H177ZM179 183V186L181 187V186H183L182 184H180ZM183 184L185 183L184 182V180H183V182H182ZM206 183V182H205ZM210 183V184H211ZM219 183V182H218ZM222 183V184H223ZM234 184V182H231V184ZM237 183V182H236ZM249 183V184H248ZM251 183V184H250ZM9 184V183H8ZM35 185V189L33 188L34 187V185ZM38 184V185H37ZM42 184H43V186H42ZM120 184H121V186L123 185V186H125L124 187V189H122L121 187H119L120 186ZM168 184V185H169ZM171 184V185H172ZM209 184V185H210ZM230 184V183H229ZM240 184H242V183H240ZM247 186H246V185ZM52 185V186H51ZM84 185V184H83ZM156 185H158L159 186V188H160V192L162 191L163 193L164 192H167V194H168V196H166L167 194H165V195H163V194H160V192L159 193H157V191H156V189H155V187H156ZM197 185V184H196ZM227 185V184H226ZM239 185V184H238ZM250 185V186H249ZM0 186H2V182L0 183ZM5 186V185H4ZM33 188H31V187ZM40 186V187H39ZM48 186V187H47ZM85 186V185H84ZM129 186V187H128ZM130 186H132V187H130ZM136 186V190H137V188H138V191L140 190V192L144 195V198H143V200H140V199H142V194H141V197L140 198H136V197H138V195L137 194H140V192L138 193H136V192H134L133 190H135V189H133V187H135ZM167 186V187H166ZM179 186H177L176 188H179ZM235 186V185H234ZM242 186V185H241ZM6 187V186H5ZM28 187V188H27ZM171 187V186H170ZM31 188V189H30ZM51 188V189H50ZM129 188V189H128ZM130 188H132V191H131V193H132V195H133V193H135L136 194V196H135V194L133 195L134 196V198H135V200H137V201H135L134 200V198H133V196L131 197V193H129V192H127V189H128V191H130L131 189ZM26 189V190H25ZM27 189H30V195H29V192H26L27 191ZM171 189H173V187L171 188ZM175 189V188H174ZM238 189V188H237ZM22 190L24 191L25 190V196L26 197H24L23 198V195H24V192H22ZM73 190H71V191H73ZM76 190V189H75ZM76 190V191H77ZM135 190V191H136ZM167 190V191H166ZM240 190V189H239ZM250 190V189H249ZM60 191V190H59ZM68 191H70V190H65V192H68ZM76 191H74V192H72V194H75L76 193ZM81 191V190H80ZM143 191V192H142ZM176 191H178V190H176ZM252 191V190H251ZM64 192V191H63ZM169 192V193H168ZM174 192V191H173ZM241 192V191H240ZM246 192V191H245ZM248 192H250V191H248ZM252 192V193H253ZM32 193V194H31ZM52 193V192H51ZM58 193V192H57ZM69 193V192H68ZM175 193V192H174ZM173 193V194H174ZM241 193H243V192H241ZM28 194V195H27ZM36 194V193H35ZM173 194H172V196H173ZM50 195V194H49ZM52 195V194H51ZM50 195V196H51ZM54 197L52 196V198H57L56 196H58L59 194H55V192H54ZM71 195V192L69 193V196ZM84 195L86 196L85 198H84ZM175 195V194H174ZM177 196H178V194H176ZM247 195V194H246ZM252 195V194H251ZM28 196V197H27ZM29 196L32 198V200L33 201H35V202H31L30 200H28V199H31V198H29ZM61 196V195H60ZM140 196V195H139ZM180 196H182V195H180L179 194V196H178V198H176V196H175V198H176V200H180L179 198H180ZM239 196V195H238ZM252 196H254V195H252ZM171 197V198H170ZM174 197V196H173ZM235 197V196H234ZM240 197V196H239ZM250 197V196H249ZM249 197H247L246 196V198H249ZM22 198H23V200H24V202L25 203H23V201L22 202H20V200H22ZM25 198H26V200H27V202L25 201ZM28 198V199H27ZM51 198V199H52ZM61 198V197H60ZM64 200L67 198H64V196L62 197ZM133 198V199H132ZM183 198V197H182ZM241 198V197H240ZM43 199V200H42ZM53 200V201H57V199L56 200ZM70 199V198H69ZM69 199H66L65 201L64 200H62V201H64V202H66V201H69ZM72 199V198H71ZM83 199H85V200H83ZM116 200V202L114 203V201ZM134 200V201H133ZM139 200V201H138ZM244 200V199H243ZM252 200V199H251ZM254 200L255 199H253V202H254ZM257 200V199H256ZM255 200V201H256ZM49 201V202H48ZM58 201H60V200H58ZM57 201V202H58ZM245 201V200H244ZM248 201V200H247ZM31 202V203H30ZM56 202V203H57ZM81 202V201H80ZM118 202H119V204H118ZM122 202V203H121ZM257 202V201H256ZM27 203V204H26ZM74 203H76V202H74ZM187 203V202H186ZM240 203V202H239ZM38 204V205H39ZM51 204V205H52ZM60 204H61V201H60ZM59 204V205H60ZM72 204H73V202H72ZM84 204V203H83ZM250 204V203H249ZM249 204H248V206H249ZM256 204V203H255ZM26 205V206H25ZM30 205V207L31 208H33V210L32 209H30V207H27V206H29ZM50 205V206H51ZM86 205V204H85ZM88 205V204H87ZM184 205H186V204H184ZM183 205V208H186V206H184ZM54 206V207H55ZM70 206H71V204H70ZM179 206H181V207H179ZM247 206V205H246ZM236 207V206H235ZM23 208H20V210L21 209H23ZM26 208H28L27 210H26ZM50 208V209H49ZM84 209H86L87 211H89L90 212V210L91 209H89L88 208V206H84L83 207ZM88 208V209H87ZM176 209V210H175ZM245 209V208H244ZM248 209H253V207L252 208H250V206H249V208ZM256 209V208H255ZM86 210H84L85 211V213H87L86 212ZM124 211L125 212V214L126 215H124V217H120V213H121V211ZM22 211V210H21ZM250 211V210H249ZM252 211V210H251ZM250 211V212H251ZM253 211H255V210H253ZM23 212V211H22ZM24 212V214H27V213H25ZM48 212H50V213H52L51 215H49L50 213H48ZM34 213V214H33ZM48 213V214H47ZM247 213H249V212H247ZM256 213V212H255ZM254 213V214H255ZM89 214V213H88ZM94 214V213H93ZM145 214H147V215H145ZM170 214V213H169ZM33 215V216H32ZM92 215V213L89 215V216H91ZM172 215V214H171ZM249 215V214H248ZM256 215V214H255ZM25 216V215H24ZM94 216V215H93ZM88 217V216H87ZM152 217H151V219H152ZM252 217V216H251ZM253 217H255V216H253ZM26 218H28V214L26 215ZM33 218V219H32ZM92 218V217H91ZM91 218H88V219H90V222H92V220H91ZM94 218V217H93ZM149 218L147 219V220H149ZM155 218L154 219H152V220H154V221H157V219L155 220ZM59 219V218H58ZM24 220V219H23ZM94 220H95V218H94ZM165 220H168L167 218L165 219ZM252 220V219H251ZM250 220V221H251ZM27 221V220H26ZM28 221H29V218H28ZM61 221V220H60ZM253 221H255V218H254V220ZM146 222V223H145ZM151 222L152 221H150V222H148V224L146 225V226H148L149 225V223H150V225H151ZM158 222V221H157ZM166 222V221H165ZM172 222V221H171ZM257 222V221H256ZM24 224L25 225V223L23 222V221H21V224ZM27 223V222H26ZM93 223V222H92ZM92 223H90V224H92ZM144 223V224H143ZM154 223H156V222H153L152 224H154ZM170 223V222H169ZM22 224V225H23ZM28 224V223H27ZM29 224L27 225L28 227H29ZM158 224V223H157ZM20 225V224H19ZM58 225H60V227L58 226ZM94 225H96V224H94ZM93 224H92V226H94ZM141 225V227H142V229H143V226ZM175 225V224H174ZM91 226V225H90ZM145 226V227H146ZM170 226H172L171 225V223H170ZM169 226V227H170ZM253 226H254V224H253ZM256 226V225H255ZM18 227V226H17ZM26 227V226H25ZM59 227V231L56 229V228H58ZM250 227V226H249ZM257 227V226H256ZM259 227V226H258ZM257 227V229H259ZM63 228V229H62ZM71 228V227H70ZM94 228H96L97 229V227L95 226ZM148 228V227H147ZM157 228H158V226H157ZM174 228V227H173ZM251 228V227H250ZM22 229L23 228H21V231H22ZM31 229V230H30ZM36 229H38V230H41V231H37ZM60 229H62V231L60 230ZM65 229H66V231L67 232H65ZM146 228H144V230H145ZM162 229V228H161ZM20 230V229H19ZM43 230V231H42ZM144 230H143V233H144ZM25 231V230H24ZM46 231V233L44 234V232ZM65 233H67L68 234V236H65L64 235V232ZM71 231V230H70ZM254 231V230H253ZM264 231V230H263ZM41 232V233H40ZM131 233V234H128V233ZM153 232V231H152ZM172 232V231H171ZM170 232V233H171ZM259 232H260V230H259ZM99 233H101V231H99ZM173 233V232H172ZM264 233V232H263ZM262 233V234H263ZM26 234V233H25ZM38 234H40V235H38ZM97 234H98V232H97ZM139 234H141L140 232H139ZM153 234H155L154 232H153ZM152 234V235H153ZM252 234V233H251ZM261 234V235H262ZM100 235H102V234H100ZM129 235H131L130 237H129ZM135 235V236H134ZM147 235V234H146ZM150 235V234H149ZM253 235V234H252ZM260 235V234H259ZM73 236H74V233H73ZM98 236V235H97ZM134 236V238H131V237H133ZM144 236V235H143ZM171 236V235H170ZM176 236V235H175ZM174 234L171 236L172 238H169V239H174ZM254 236V235H253ZM252 236V237H253ZM68 237V238H67ZM250 237V236H249ZM258 237V236H257ZM264 237V236H263ZM69 238H71V239H69ZM128 238V239H127ZM129 238H131V239H129ZM176 238V237H175ZM254 239H256L255 238V236L253 237ZM50 239V238H49ZM69 239V240H68ZM72 239L74 240V241H76V242H74L75 243V245H74V243H73V241H72ZM179 239V238H178ZM258 240V239H257ZM72 241V242H71ZM94 241V240H93ZM179 241V240H178ZM262 241V240H261ZM170 242H171V240H170ZM173 243H174V245H177V243L178 242H176V241H172ZM180 242V241H179ZM58 243H61L60 245H62V247H60L59 245H58ZM78 244V245H77ZM94 244H95V242H94ZM124 244H126V245H124ZM80 245V246H79ZM85 245V246H84ZM124 245V247H122ZM78 246V247H77ZM96 246H98V244L96 245ZM128 246H126V247H128ZM264 246V245H263ZM263 246H262V248H263ZM64 247V248H63ZM77 247V248H76ZM79 247H80V249H79ZM125 247V248H126ZM133 247V246H132ZM183 247V246H182ZM181 247V248H182ZM194 247H195V245H194ZM200 247V246H199ZM125 248H124V250H125ZM206 248V250H207V247H205ZM233 248H235V247H233ZM19 249V248H18ZM54 249V248H53ZM52 249V250H53ZM128 249V248H127ZM187 249V248H186ZM195 249V248H194ZM198 249V248H197ZM210 249V248H209ZM15 250V249H14ZM51 250V249H50ZM61 250V251H60ZM119 250H121L120 252H119ZM124 250H123V252H124ZM183 250H185V248H183ZM188 250V249H187ZM203 250H205L204 248H203ZM211 250V249H210ZM255 250H257V249H255ZM264 250V249H263ZM63 251V252H62ZM197 251V250H196ZM195 251V252H196ZM238 251H239V249H238ZM260 251V250H259ZM15 252H16V250H15ZM261 252V251H260ZM122 253V254H121ZM203 253V252H202ZM257 253H258V250H257ZM9 254V253H8ZM10 254H11V252H10ZM9 254V255H10ZM62 254V255H61ZM127 254V253H126ZM239 254V253H238ZM259 254H261V253H259ZM17 255V254H16ZM128 255H129V252H128ZM198 255V254H197ZM203 255V254H202ZM240 255H242V254H240ZM262 255V254H261ZM51 256H54L53 254H51ZM123 257H124V254L122 255ZM120 257V259H122L123 257ZM200 256V255H199ZM244 255H242V257H243ZM258 256V255H257ZM9 257V256H8ZM20 257V256H19ZM198 257V256H197ZM210 257V256H209ZM262 257V256H261ZM3 258V257H2ZM55 258V257H54ZM200 258V257H199ZM11 259V258H10ZM208 259V258H207ZM5 260H8V259H2V260H0L1 261V263L0 264H20V263H18V258L17 259H14V261L13 260H8V261H5ZM16 260H18V261H16ZM204 260H206V259H204ZM203 260V261H204ZM211 259H209V261H210ZM16 261V262H15ZM50 261H51V259H50ZM121 261V260H120ZM129 261V260H128ZM208 261V260H207ZM209 261H208V264H212V263H209ZM221 261V260H220ZM20 262V261H19ZM21 262H23V261H21ZM55 262H54V264H55ZM92 262L90 263V264H92ZM132 262V261H131ZM205 262V261H204ZM50 263H53V261H51ZM199 263V262H198ZM24 264H26V263H24ZM88 264V263H87ZM196 264V263H195ZM203 264H205V263H203ZM221 264H222V262H221Z\"/></svg>",
    "mask_w": 264,
    "mask_h": 264
}]
</instances>
